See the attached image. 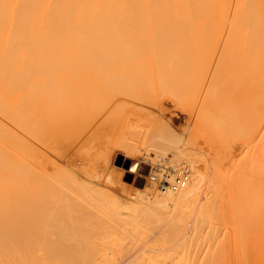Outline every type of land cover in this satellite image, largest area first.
Returning a JSON list of instances; mask_svg holds the SVG:
<instances>
[{
	"label": "bare ground",
	"instance_id": "bare-ground-1",
	"mask_svg": "<svg viewBox=\"0 0 264 264\" xmlns=\"http://www.w3.org/2000/svg\"><path fill=\"white\" fill-rule=\"evenodd\" d=\"M53 1V0H52ZM57 1H60V2H56V4H54V5H56V6H53V3L51 2V0H0V75H2V73L4 72V75L3 76H5V73L8 75V77H7V80H9L10 78H11V80H9V82H10V85H12L13 86V84H14V86L16 87V85H17V87H16V90H17V93L18 94H20L21 96H23V97H21L20 96V98H19V96H17V100H18V102H17V100H16V104L18 103V106H16L14 103H13V105H15V108H13V109H16V107H18V113H17V116H15L16 114L14 113V111H13V116H15L16 118L15 119H13L14 117H12V119L14 120L13 122L15 123H13L12 122V120L11 119H9V117H7V115L5 114V113H3L4 112V110L1 112L0 111V113H3L6 117H7V120H8V122L9 123H12V126H14L13 128H10V126L9 127H7V124H4L5 122H3L2 120L0 121V123H2L3 122V126H2V124H1V128L0 129H4V130H0L1 131V133H2V135H3V137L4 136H6L5 134L8 132V134H9V137L8 138H6V139H8L7 141H5V144H8L9 145V143H11V144H16L17 142H19L18 143V145L16 144V147L18 148V146L20 147L19 148V150H20V152L19 153H17V151H15V153H17V154H15V156H13L14 154H11L10 155V157L12 156V157H14L13 159H12V157L10 158L9 157V155H8V152H7V150L6 151H4V152H6L7 153V156H8V161L10 160V159H12L11 161H7V159H5L4 161H6L7 162V164H6V166L5 165H3L2 167H0L1 169H0V173L1 172H3L2 174H4V175H6L8 172V174H10V175H6L7 177H9L10 176V178L12 179V181H11V179L9 178V179H7V182H4L5 181V179L3 178L2 179V175L0 174V179H2V181L0 180V264H235V262H233V260L235 261L237 258L236 257H238L237 256V252L239 251L240 252V250L238 249V251H236V247H235V245L236 244H241V245H244L243 247H245V246H247L248 248V250H246L247 252L249 251V253H250V255H246L248 258H249V256H251L250 258H251V260L253 259L254 260V262H253V260H252V262L253 263H256L257 264V262H258V260H263L264 261V257H263V255L262 254H264V252L263 251H260V249L258 250V247H257V245H255V244H257L258 243V241L256 242V243H254L253 241H251L250 240V237H251V235H252V238L253 239H255V237H256V239L254 240V241H256V240H258L257 238H259L260 239V235H258L257 234V236H254V235H256L255 233H252L251 235H248V232H249V230H248V232H246L247 234H245L244 233V231H246V229H249V227L254 223V225H255V229H254V231H257L256 229H257V222L255 223L254 222V220L256 219L257 220V215L258 214H264V132L262 131L263 129H260L261 131H260V134H258L257 136H259V135H261V133H262V135H261V138H263L262 140L261 139H257V137L255 138V139H257V144H258V146H256L257 144H255V143H253L252 142V139H254V138H252V139H249V137H248V139L247 140H251V142L252 143H247L248 145L247 146H250V144L252 145H254V147L256 146V147H258V149H256L258 152H256L257 154L255 155V158L253 159L254 161H250L249 160V162H251L250 164H247V165H245L246 166V168L245 167H243V169L245 168L246 170V172H247V167H248V169H249V171L247 172V173H251V175L254 177H250V178H248L249 180L251 179V180H253V182L255 183V184H253V182L250 180H248L249 181V183L251 182L252 183V185H251V183H250V185L248 184V182H246L247 183V187L245 186V188L243 187L242 188V185L241 184H237V183H241L242 181H240V182H237L236 180L239 178V176H235V177H238L236 180H234V178H233V180H232V178H230V176H228L227 174H226V176L224 177V176H219V175H217L216 174V171L215 172H213V173H215V174H212L211 172H208V171H204V170H207V169H202L201 167H199L198 165H196L197 164V160L194 162V160L195 159H197V158H195V159H190L189 157V155H191V154H189L188 155V153L186 154L187 155V157H185V158H188V160H186V163H188L187 165V167H186V169H188V170H190V172L191 173H188V174H190L191 175V178H190V180H188L186 183H184V184H182L181 186H180V188L177 190V191H171V190H169V191H167V192H161L160 190L158 191L157 190V188L159 187L158 186V184H159V182H161V180L163 179V176H164V174H170V172L171 171H173L174 169H176V168H173V164H172V161H171V158L169 159V157H162L163 155H161V150L160 149H155V148H153V144H152V142L154 141V138L155 137H159L160 138V133L159 132H161L159 129L160 128H162V127H160L159 128V125L160 126H162L163 124L162 123H160L159 124V122H155V121H148V120H144V122L142 123L141 121H143V120H139L138 121V123H137V126L136 127H133L132 129L130 128V133H131V138L130 139H127V140H124V139H120L121 140V142H119V144L118 145H120V147H122V151H123V155L125 156V158L124 159H121V158H113V157H111V156H109L110 154L112 155V153H111V151H112V149L113 148H115V145H113V140L110 142V147H108V148H111L110 150H108V152H109V155H102V161H101V163H102V165H101V167H103V168H101L100 170H101V173L99 174L100 175V177H102V178H100L99 179V181L101 180V179H103V181H105L106 183H107V186H109V185H111V187H112V185H115V184H117V181H116V179H115V176H116V174L117 175H119V176H124V177H126L127 178V176H128V174H133L134 175V179L135 180H137V178L138 177H140V178H142V179H144V184H145V186H144V189H143V191L142 192H139V205L137 206V204H136V202H135V200H133L134 201V203L132 202V203H130L129 201V203L127 202V200L125 201V200H123L122 198H124V197H122L121 195H118V196H116V195H111L109 192V190H108V193L104 190V189H100L99 190V188H100V186H96L97 187V192L96 193H98L97 195H95V197H93V195H92V198H87L86 199V197H85V199H83V200H78V199H80V197H82V194H81V192H80V194H79V192H78V194L80 195H76V191H78V190H76L74 193H73V191H74V189H72L71 187H73L72 185H74L73 183L70 185V182H71V178H73L74 176H76V175H74L73 176V173L77 170L79 173H78V175L81 173L82 175H84L83 173H85V172H83L81 169V171H79V168H82L83 170H84V166H76V163L74 162V164L72 163L71 164V166L72 165H74L73 167H71L70 169H69V171L71 170V169H75L76 167V170L75 171H73V173H71L70 175H69V173L71 172H68L67 174H68V177L69 176H71V178H67V176L65 177V178H67V179H69V184H68V186H65V185H67V184H65L64 183V170L62 169V167L60 166V167H58V165H53V167L51 166L52 164H50V169H48L49 168V165L47 166V164L45 165L46 167H44V168H41L42 170L40 171V169H39V171H40V177L38 176V178H39V183L36 181H34L35 182V184H32L30 187H28V185L30 184V182H29V184L27 183L28 181H22L21 183H23L22 185L21 184H19L18 185V182H17V184L15 183L14 184V181H16L15 179H17V178H15V176L13 177V176H11V173H13L12 175H16L17 174V172H16V170H17V168H18V166H21V167H25L24 168V170L26 171H28V165H29V163L28 164H26V165H23V163L25 162L26 163V161L27 160H29L30 161V164H33V163H35V162H33V160H31V158L30 159H28L29 157H32V156H30V155H32L33 154V157H32V159L33 158H35L36 157V155H34L35 154V152H34V150L35 149H37V148H35V146H34V142L33 143H30V141L28 140V143H30V144H33L32 146L30 145V144H27V139L26 138H28V137H35V129H37V128H35L34 127V124H36V122H34V124H33V109H34V111H36L35 110V108L37 107H39L38 106V97L36 96V92H38V91H36V89H35V84L36 85H38L39 83L37 82V81H34V79H33V76L34 75H32L33 74V72L32 71H34V70H31L32 69V66L30 67L28 64H30V62L32 61L31 60V58L33 57V49L34 48H32V42H34L33 40L35 39V37H34V35L36 36V34L37 33H39V32H37L36 34L34 33V31L35 30H33L32 28H36L37 27V29H39L40 27H39V24H37L38 22H39V20L42 22L40 25H42V26H44V23H45V21H42V20H45L43 17V15H45V14H47L48 13V11H50L49 12V17L48 18H53V16H59L60 14H64V18H63V16H59V18L61 17V20H62V18H63V20L62 21H66V19L67 20H69V18H70V16L69 17H65V15L67 14V10H73V8L71 9V7H75V6H70L69 7V5L72 3L73 5H76V2L77 1H75V3H74V1L72 0V2H71V0H67V1H69V2H71V3H68V2H66L65 0V2L66 3H68L67 5V10H66V8H64L63 7V3H65V2H61V0H57ZM85 2H87V0H84ZM91 2H94L93 0H90ZM90 1H88L89 2V4H88V2H87V4L88 5H86V10H92L93 8L95 9L98 5L97 4H99V2H101L102 1V3H100V7L101 8H103V9H101L99 6V9L103 12L104 10H106V8L107 7H105L104 8V6H106V3L108 2L109 3V5H110V0H108V1H104V0H98L97 2L95 1L94 3H93V7H92V9H91V2ZM115 1V0H114ZM113 0H112V3L114 2ZM116 1H118V0H116ZM134 1V0H133ZM133 1H131L130 0V2H132V3H130L128 0L126 1H124V0H121V1H119V2H116L118 5H120L119 7V9H121L122 10V8H123V6H125V3L127 4L126 5V8L124 9L125 11H126V13L128 14V13H130L129 15H127L126 13H125V11L124 10H122V15H121V13H119L121 10H119L118 11V8L117 7H115L117 4L115 3V5H114V3L112 4L111 3V6H109L108 5V3H107V5H108V11L109 12H106L107 13V15L103 18V16L106 14H102V12H100V10H98L97 12H99V16L100 15H102L101 17H98V15H97V12H96V14H95V11H94V9L91 11V13L90 12H87L86 11V13H89L88 15V17H92L93 19H95V20H99L100 18H101V21H103L104 19L105 20H108L109 18V16L111 15L110 14V12L112 13V14H116V12H117V14L119 13V15L120 16H118V17H120V18H123V19H120V20H118V21H124V19H125V21L124 22H130L131 20H132V17L134 18L133 19V21H135V19H136V21L137 20H139V19H137V17H144L143 15H145V16H148L147 14V12H150V10H152V9H157V7L156 6H158V8L159 9H157L156 11H158V10H162V8L161 7H163L162 6V3L164 4L165 3V5H164V7L166 6V7H168L167 6V4H169L167 1L168 0H164V1H162V3H159V1H161V0H155V3L153 2V4H155V7H153V5H152V8L151 9H148L147 7H149L150 5H151V2L149 3L150 5H147L146 4V2L147 1H144L143 2V4H142V0H135L134 2ZM136 1H140L139 3L141 4H139V6L138 5H136V6H138V7H136V6H134V7H136L137 9L140 7V6H142V5H144L142 8H144L145 7V5H146V8H144L146 11H144V12H142V10H144V9H142V8H139V10L141 11L140 12V14H139V10L138 11H136V8H133V5H134V3L136 2ZM158 3H157V2ZM172 1V0H171ZM170 0H169V2L171 3V7H172V3H173V1H175V0H173L172 2H171ZM185 0H183V3L182 2H180V1H178V2H180V5L178 4V2H175L174 4H175V6L177 7V4H178V9H179V7H181V11L183 10L182 9V7L184 8L185 6H187L186 5V3H188V0H186L185 2H184ZM55 2V1H54ZM84 3L85 4V2H83L82 0H79V2H77L78 4L79 3ZM104 2V3H103ZM120 2H121V4H120ZM122 2H124V3H122ZM166 2H167V4H166ZM65 3V4H66ZM95 3H97L96 5H95ZM128 3H129V5H128ZM136 3H138V2H136ZM161 4V7H159L160 5H157V4ZM184 3H185V6H184ZM84 4H83V7H84ZM174 4H173V7L171 8V7H168L169 9H173L172 10V17L171 18H173L174 16H173V12H175L176 11V8H175V6H174ZM102 5V6H101ZM114 5V6H113ZM122 5V6H121ZM170 5V4H169ZM189 6H187V8L185 7L184 8V12L182 11L181 12V15L182 16H179V17H181V19L183 20V16H186L185 18H187V17H189V15H190V17H192L193 16V14H195V16H193L192 18H190L192 21L190 22V24H192V22H193V18H194V20H195V18H196V16L198 15V23H201L202 24V21H200L199 22V20H201V18L203 19V17H199V16H202L204 13H202V15H199V13H200V11L199 10H201V12L203 11H206L205 12V14H204V16L205 15H207L208 16V14L207 13H209V16L208 17H206L205 16V18H208L207 20V22H206V20H205V18H204V20H203V22L205 23H208V27H209V29L210 28H214V30H213V32H210V33H212L213 35H214V31H215V29L216 30H218V28H221L222 29V32L219 30V32H218V34L219 35H217L216 33V35H215V39L214 38H212V36H210V38L212 39L211 41L213 42V40L215 41V42H217V46H218V44L219 43H221V44H223L222 46H219V47H221V49L222 50H220L219 52V55H221V57H224L225 58V60L226 59H229L230 61H232V60H238L239 62L238 63H240V65L242 64V63H246V66L247 67H249L250 66V64L253 66V67H251L250 69L252 70V73H253V69L252 68H254L255 69V74L254 75H252L251 73H250V75H252L251 77H253V76H255L253 79L251 78L250 80H247V81H244V82H247V84L246 83H242L241 84V81H243V80H246L247 78H248V76L246 77V74H248L249 73V71L248 72H246V74H245V76H243L242 75V73H245V71H246V69H245V71H243L244 70V68H242V70L241 71H243L242 73H241V71H240V73H241V76L239 77V75H238V73H236L237 75H238V77H235L234 75L233 76H230L231 74H232V72H234V71H231V74L229 75V77L227 76V77H221L222 76V72H223V69H224V72H225V69H226V71H227V68L228 67H226V68H223V69H218L219 71H222V72H220V75H218L219 74V72H218V74L216 73L215 74V71L213 72L212 71V73L211 74H209L208 76H212V74L214 73L215 75L214 76H216L215 78H217V76H219V81L221 80V81H223L222 83H221V81H220V84L219 85H221V84H223L224 85V81H225V79L224 80H222V78H228V83L227 82H225V84L227 85V84H229V86L232 84V80L230 79V78H232V77H234V78H237V80L238 79H240L241 80V78H242V76H243V78H242V80L239 82V80L238 81H236V79H235V81H233V82H235V84H236V82H239L241 85H242V87L244 88H247V86L249 85V84H251V82L252 83H254V79H256V78H258L259 80L258 81H256V82H258V85L256 84V89H255V86H254V89L255 90H257V91H255V94L257 93V95H258V97H259V100L257 101V102H255L256 100H255V98L257 99L258 97H257V95H256V97H254L253 98V100H254V104H256L255 105V107L258 109V114L259 115H257V116H259L260 117V110H262V111H264L263 109H264V96H262V95H264V93L262 92V95L261 96H259L260 95V92L261 91H264V0H192V2H190V0H189V4H188ZM52 6V7H51ZM65 6V5H64ZM79 7L81 6V4H79L78 5ZM113 6V7H112ZM128 6V7H127ZM53 7H55L56 9L58 8V7H62L61 9L62 10H64L65 9V12L63 11V12H61L62 10H57L59 13H58V15H53L52 14V10H50V9H52ZM78 7V10L79 9H83V7L81 6L80 8ZM88 7V8H87ZM98 7H97V9H98ZM151 7V6H150ZM165 7V8H166ZM68 8H70V9H68ZM90 8V9H89ZM132 8V9H131ZM161 8V9H160ZM167 8V9H168ZM190 8V9H189ZM56 9H54L53 8V10H56ZM84 9H85V7H84ZM111 9H112V11H111ZM117 9V10H116ZM127 9H130L129 11L127 10ZM135 9V10H134ZM142 9V10H141ZM168 9V10H169ZM177 9V10H178ZM187 9V10H186ZM192 9H194L193 11H192ZM75 10H76V8H75ZM76 11V18H78L79 19V17L81 16H83L84 14H82L83 13V11H81L80 10V12L79 11ZM96 10V9H95ZM113 10H115L116 12L115 13H113ZM132 10V11H131ZM134 10V11H133ZM147 10H149V11H147ZM167 10V11H168ZM175 10V11H174ZM180 10H178V11H180ZM190 12H189V11ZM197 10V11H196ZM37 11H39L40 13H39V15H40V18H38L37 19V17H36V14H35V12L37 13ZM132 13H131V12ZM153 11V10H152ZM155 11V10H154ZM153 11V12H154ZM163 11H164V8H163ZM162 11V12H163ZM165 11H166V9H165ZM169 11H171V10H169ZM195 11L196 12H199L198 14L197 13H195ZM105 12V11H104ZM137 13L138 15H140V16H138L137 15V17L135 18L134 16H136V14H134V13ZM152 12V13H153ZM160 12V11H159ZM189 13V15H188V13ZM53 13H56V11H54ZM69 13L70 14H72L73 13V11H72V13H71V11H69ZM68 13V14H69ZM80 13H81V15H80ZM84 13H85V11H84ZM93 13H94V15H97V16H95V17H97V18H95L94 17V15H93ZM109 13V14H108ZM141 13H143V15H141ZM164 13V12H163ZM178 13V12H177ZM187 13V15H185ZM191 13H193L192 15H191ZM69 14V15H70ZM74 14V15H73ZM72 14V16H75V13H73ZM78 14H79V16H78ZM91 14V15H90ZM117 14L116 15H114L115 17H117ZM123 14H124V16H123ZM126 14V15H125ZM133 14V15H132ZM165 14H166V12H165ZM176 13H174V15H175ZM180 13H178V15H179ZM197 14V15H196ZM86 16V18H87V15H85ZM85 16H83L82 18H85ZM112 16V15H111ZM110 16V18L112 19L114 16H112L111 17ZM121 16H123V17H121ZM132 16V17H131ZM149 16H150V13H149ZM153 16V15H152ZM152 16H150V17H152ZM160 16V15H159ZM167 16V15H166ZM39 17V16H38ZM117 17V18H118ZM125 17V18H124ZM126 17H127V19H129L130 21H128V20H126ZM140 17V18H141ZM150 17H149V19H147V21L149 22V20H151L150 19ZM157 17V16H156ZM164 17H165V15H164ZM178 17V16H177ZM179 17L176 19V16L174 17L175 18V21L177 20V22H181V21H178V20H181V19H179ZM45 18H46V25H47V27H50L51 26V24H53L54 22L52 21V19L50 20V19H48L47 18V16H45ZM58 17H57V19H58V21H57V23L59 22V19ZM66 18V19H65ZM82 18H80V19H82ZM131 18V19H130ZM145 19L147 18V17H144ZM144 18H142V20L144 19ZM153 18H154V16H153ZM173 18V19H174ZM184 18V20L183 21H186V19ZM47 19L49 20L48 22H47ZM56 18L54 17L53 18V20L54 21H56L55 20ZM65 19V20H64ZM75 19V18H74ZM74 19H73V21H74ZM76 20V21H79V20ZM93 19H90V20H93ZM115 19V18H114ZM119 19V18H118ZM144 19V21H146ZM162 19V18H161ZM172 19V20H173ZM188 19V18H187ZM35 20H37V21H35ZM60 20V21H61ZM70 20H72L71 18H70ZM70 20H69V22L68 23H70ZM117 20V19H116ZM141 20V19H140ZM139 20V21H140ZM157 20V19H156ZM159 21V20H158ZM44 22V23H43ZM52 22V23H51ZM142 22V21H141ZM153 22V21H152ZM156 22V21H155ZM173 22V21H172ZM171 22V23H172ZM189 22V21H188ZM34 23H36V27H33L34 26ZM40 23V22H39ZM51 23V24H50ZM56 23V22H55ZM56 23V24H57ZM130 23H132V22H130ZM135 23V22H134ZM171 23H169V24H171ZM176 23V22H175ZM183 23V22H182ZM187 23V22H186ZM195 24H196V21L194 22ZM197 23V24H198ZM203 23V24H204ZM143 24V23H142ZM141 24V25H142ZM145 24H147V22L145 23ZM177 24V23H176ZM125 25H127V23H125ZM159 25V24H158ZM158 25H157V27H158ZM173 25L174 26H176L174 23H173ZM180 25V23L179 24H177V26H178V28L180 27L181 29L183 28V25H182V27H181V25ZM185 26V28L189 25H186V24H184ZM200 25V24H199ZM204 25H206V24H204ZM53 26V25H52ZM128 26V25H127ZM135 26V25H134ZM148 26H149V24H148ZM163 26H165V25H163ZM202 26V25H201ZM200 26V28H199V30L201 31V27ZM39 27V28H38ZM45 27V26H44ZM129 27V26H128ZM127 27V28H128ZM137 27V26H136ZM189 27V26H188ZM199 27V26H198ZM198 27H194V28H196V31H198L197 29H198ZM205 27V26H204ZM191 28V27H190ZM36 29V30H37ZM41 29H43V27L41 28ZM129 29V28H128ZM155 29V28H154ZM175 29L177 30V28L175 27ZM208 29V28H207ZM223 29H224V31H223ZM33 30V31H32ZM40 30V29H39ZM137 30V29H136ZM167 30V29H166ZM176 30H174V27H173V30L172 31H170L171 33H173L174 31H176ZM184 30V29H183ZM193 30V29H192ZM191 30V31H192ZM212 30V29H211ZM146 31V30H145ZM151 31V30H150ZM149 31V32H150ZM157 31V30H156ZM155 31V32H156ZM188 31V30H187ZM195 31V32H196ZM148 32V31H147ZM148 32V33H149ZM155 32L154 33H152V31H151V33L152 34H155ZM178 32H179V30H178ZM182 32V31H181ZM195 32H193V33H195ZM207 32V31H206ZM34 33V34H33ZM42 33V32H41ZM47 33V32H46ZM147 33V34H148ZM177 33V32H176ZM175 33V34H176ZM186 33V30H184V34ZM200 33H202V32H200ZM48 34V33H47ZM77 34V33H76ZM79 34V33H78ZM133 34V33H132ZM131 34V35H132ZM169 34L170 33H167V35L169 36ZM179 34V33H178ZM198 34H199V32H198ZM197 34V35H198ZM204 34V33H203ZM39 35V34H38ZM42 35V34H41ZM40 35V36H41ZM44 35H46L45 33H43V35L42 36H44ZM73 35V34H72ZM82 34H80V35H78L79 37L81 36ZM85 35V34H84ZM125 35V34H124ZM134 35H136V34H134ZM138 35H139V33H138ZM140 35H143L142 33H140ZM177 35V34H176ZM176 35H174V36H176ZM183 34H181L180 36H182ZM187 35V34H186ZM186 35H185V37H183V38H185V42H186V44L188 43V42H191L192 41V39L190 38V37H188V39L190 38L191 40H189L188 42L186 41L187 39H186ZM190 35V34H189ZM192 35H194V34H192ZM201 35V34H200ZM205 35H206V33H205ZM205 35H203V36H205ZM209 35H211V34H209ZM74 36H75V34H74ZM77 36V35H76ZM130 36V35H129ZM154 36V35H153ZM173 36V35H172ZM195 36V35H194ZM194 36H193V39H195L194 38ZM203 36H201V37H203ZM221 37V38H223L221 41L223 42H219V40L221 39V38H219V37ZM73 37V36H72ZM78 37V38H79ZM132 37V36H131ZM142 37V36H141ZM144 37V36H143ZM149 37V36H148ZM155 37V36H154ZM153 37V38H154ZM160 37V36H159ZM158 37V38H159ZM167 37V36H166ZM171 37V36H170ZM169 37V38H170ZM216 37L217 38H219V39H216ZM42 39H44L45 37H41ZM67 38V37H66ZM82 38H83V36H82ZM86 38V37H85ZM121 37H119V39H120ZM123 38V37H122ZM145 38V37H144ZM149 38H152V37H149ZM168 38V37H167ZM177 38H178V36H177ZM177 38H175V39H177ZM182 38V42L184 41V39ZM206 38H209V37H206ZM74 39V38H73ZM87 39V38H86ZM141 39V38H140ZM161 39H163V38H161ZM166 39V38H165ZM174 39V38H173ZM172 39V40H173ZM174 39V40H175ZM200 39V38H199ZM198 39V41H200ZM46 40V39H45ZM75 40H79V39H75ZM129 40V39H128ZM167 40V39H166ZM174 40L172 41V42H174ZM197 40V39H196ZM130 41V40H129ZM150 41V40H149ZM210 41V39H209V42H211ZM140 42H141V40H140ZM185 42H183V43H185ZM195 42V41H194ZM194 42H192V43H194ZM197 42V41H196ZM195 42V43H196ZM209 42H208V44H209ZM215 42H213L214 44H215ZM153 43V42H152ZM158 43V42H157ZM178 43V42H177ZM179 43H181V41L179 42ZM178 43V44H179ZM198 43V42H197ZM196 43V44H197ZM204 43H205V41H204ZM191 44V43H190ZM196 44H195V46H196ZM167 45V44H166ZM172 45V47H174V45H175V42H174V45H173V43L171 44ZM180 45H182V44H180ZM198 45H200L199 43H198ZM197 45V46H198ZM201 45H202V43H201ZM207 45V44H206ZM206 45H204L203 44V47L205 46L206 47ZM216 45V44H215ZM214 45V46H215ZM138 46V45H137ZM160 46V45H159ZM168 46V45H167ZM177 46V45H176ZM185 46H187V45H185ZM189 46H193V45H189ZM188 46V47H189ZM210 46H211V44L209 45V49H211L210 48ZM166 47V46H165ZM169 47V46H168ZM179 47H181L182 48V50H183V47L182 46H178V50H179ZM202 47V46H201ZM203 47L201 48V49H203ZM214 49L216 48V47H213ZM167 49V48H166ZM170 49L172 50V48L170 47ZM190 49V48H189ZM169 50V49H168ZM178 50L176 49V51L178 52ZM186 51H187V49H185ZM194 50V49H193ZM197 50V49H196ZM204 50V49H203ZM203 50H201L202 52H203ZM181 51V50H180ZM184 51V50H183ZM190 51H191V49H190ZM189 51V53L191 54V52ZM200 51V47H199V49H198V52L196 53V54H198V53H200L199 52ZM205 51V50H204ZM208 51V50H207ZM210 51V50H209ZM214 51V50H213ZM164 52V51H163ZM167 52V51H166ZM216 52V51H215ZM161 53V52H160ZM169 53V52H168ZM171 53V52H170ZM188 53V54H189ZM192 53H193V51H192ZM213 53V52H212ZM211 53V54H212ZM181 54H183L182 52H180V55ZM190 54H189V56H190ZM200 54H202V53H200ZM199 54V55H200ZM205 53H203V55H204ZM210 54V55H211ZM217 54H218V51H217ZM216 54V55H217ZM161 55V54H160ZM178 55V54H177ZM180 55H179V57H180ZM185 55V54H184ZM193 55L194 54H192V58H193ZM203 55H201V56H203ZM206 55V54H205ZM76 56H78V55H76ZM76 56H75V59H76ZM188 56V57H189ZM195 56V55H194ZM197 56V55H196ZM195 56V62H196V60L199 58V57H196ZM200 56V58H202ZM209 56V55H208ZM215 56V55H214ZM179 57H177L178 59L177 60H179L180 58ZM207 57V56H206ZM211 57V56H210ZM216 57V56H215ZM218 57V56H217ZM220 57V58H221ZM78 58V57H77ZM87 58V57H86ZM172 58V57H171ZM171 58H170V60H171ZM186 58V57H185ZM185 58L183 59V60H185ZM204 58H205V56H203V58L201 59V60H204ZM207 58H209V57H207ZM159 59V58H158ZM182 59V58H181ZM180 59V61L182 62V60ZM217 59V58H216ZM219 59V58H218ZM217 59V60H218ZM222 59V58H221ZM220 59V60H221ZM78 60V59H77ZM83 60H85V58L83 59ZM88 60V59H87ZM169 60V59H168ZM199 60L200 59H198L197 60V62L199 63ZM200 60V61H201ZM220 60H219V62H220ZM223 60V59H222ZM225 60H223V61H225ZM228 60V62H230ZM25 61H26V63H25ZM186 61V60H185ZM185 61H183V63L185 62ZM189 61V60H188ZM213 61H215V60H213ZM163 62V61H162ZM167 62V61H166ZM165 62V63H166ZM179 62V61H178ZM190 62V61H189ZM195 62L193 63V61H192V63L195 65ZM202 62V61H201ZM211 61H209V63H210ZM219 62L217 63V61H216V63H217V65L219 64ZM228 62H226V63H228ZM174 63V62H173ZM183 63H180V64H182L183 65ZM186 63H188V62H186ZM198 63H196V65H199ZM209 63H208V65H209ZM213 63H215V62H213ZM212 63V64H213ZM221 63H222V61H221ZM225 63V62H224ZM244 63V64H245ZM20 64L22 65L21 67H23V69H22V71H24L25 72V70H26V72H27V69L29 70V67H30V72H29V74L31 73V75H28V73L26 74V72L24 73V72H20L22 75H18L17 76V74H16V72L17 73H19V71L21 70V67H20ZM24 64V65H23ZM167 64V63H166ZM180 64L179 65H177L176 67H178V66H180ZM185 64V63H184ZM193 64H192V67H193V69H194V67L195 66H193ZM204 64H205V62H204ZM211 64V63H210ZM229 64V63H228ZM231 64V63H230ZM229 64V65H230ZM236 64V62L234 63V64H231V65H235ZM174 65V64H173ZM201 65H202V63H201ZM223 65V64H222ZM221 65V66H222ZM163 66V65H162ZM184 66V65H183ZM212 66H215L214 64L212 65ZM221 66H219V67H221ZM226 66V65H225ZM224 66V67H225ZM236 67H238L239 69H241V66H243V64L239 67V66H237V65H235ZM234 66V67H235ZM25 67V68H24ZM173 67H175V66H173ZM191 67V65H190V67L189 68H192ZM197 67H199V66H196V68ZM202 67V66H201ZM204 67V66H203ZM202 67V68H203ZM209 67V66H208ZM223 67V66H222ZM233 67V66H232ZM232 67H230L229 66V68L231 69ZM235 67V68H236ZM34 68V67H33ZM179 69H177L176 68V70H178V72L179 71H181L180 70V68L181 67H178ZM205 68L207 69V67H206V64H205ZM228 68V69H229ZM234 68V69H235ZM184 69V68H183ZM185 69L187 70L188 69V64H187V68H186V66H185ZM217 69L215 68L214 70H216L217 71ZM237 69V68H236ZM239 69L237 70V71H239ZM249 69V68H248ZM3 70H6V71H3ZM191 70V69H190ZM190 70H188V71H190ZM200 70V69H199ZM212 70H213V68H212ZM233 70V69H232ZM86 71V70H85ZM183 71V70H182ZM182 71H181V73H182ZM194 71H195V69H194ZM205 71V70H204ZM208 71V70H207ZM237 71H235V72H237ZM257 71V72H256ZM8 72H9V74H8ZM171 72H173V69H172V71ZM178 72H175L176 74L178 73ZM185 72H187V71H185ZM184 72V73H185ZM191 72H193V71H191ZM196 72H197V74L199 73V71L197 70V71H195V74H196ZM211 72V71H210ZM223 72V73H224ZM228 72V71H227ZM234 72V73H235ZM11 73L13 74L14 73V76H12V77H10L9 75H11ZM19 73V74H20ZM174 73V72H173ZM180 72H179V74H181ZM204 73V72H203ZM202 73V70H201V74H203ZM233 73V74H234ZM257 73H258V75H257ZM15 74H16V77H15ZM41 74V73H40ZM164 74V73H163ZM168 73H166L165 75H167ZM170 74V73H169ZM169 74H168V76H166V77H168L169 78ZM179 74H178V76H179ZM186 74V73H185ZM189 74H190V72H189ZM206 74V73H205ZM204 74V75H205ZM25 75V76H24ZM42 75V74H41ZM92 75V74H91ZM165 75H163V77L165 76ZM181 75H183V73L181 74ZM199 75V74H198ZM198 75H197V77H195V78H193V79H195V80H197V81H199V80H201L200 79V77H201V75H200V77H198ZM203 75V76H204ZM207 75V74H206ZM225 75H227L226 74V72H225ZM224 75V76H225ZM236 75V76H237ZM2 76V77H3ZM21 76V77H20ZM23 76V77H22ZM80 76V75H79ZM191 76V75H190ZM202 76V77H203ZM207 76V77H208ZM257 76V77H256ZM259 76V77H258ZM2 77L0 78V79H2ZM14 77V78H13ZM17 77H20L21 78V80H20V82H19V78L18 79H16ZM54 77V76H53ZM70 77V76H69ZM89 77V76H88ZM174 77V76H173ZM177 77V76H176ZM188 77V76H187ZM244 77L246 78V79H244ZM4 78V77H3ZM40 78V77H39ZM81 78V77H80ZM171 78H172V76H171ZM170 78V79H171ZM181 78V77H180ZM184 78V77H183ZM197 78H199V80L197 79ZM206 78V77H205ZM215 78L214 77H211V79L209 78H207L206 80L207 81H204L205 82V84H206V82H208V81H210V83L208 84L209 86H203L204 87V89L202 88V85H203V82L202 83H199L198 84V86H197V89H198V87H199V89L200 88H202V90H203V92H205L204 90L206 89L207 90V92H210V93H208V95H206L207 93H205V98L208 100L209 99V95L210 94H212L211 96H213L214 95V92L216 93V91H217V89L219 90V91H217V95H218V93L220 94V92H221V94H222V96L221 95H218V96H220V97H224L223 96V93L225 94V92L227 91V88L229 89L230 87H226L225 85L224 86H222L221 85V87H224L225 89H222V90H226L225 92H223L222 90H220L219 88H220V86H218V80L216 81V82H214L215 81ZM233 78V79H234ZM12 79H14L13 80V82H12ZM91 79V78H90ZM185 79V78H184ZM203 79H204V77H203ZM16 80H18V81H16ZM68 80V79H67ZM84 80V79H83ZM109 80V79H108ZM176 80V79H175ZM181 80H182V78H181ZM231 80V81H230ZM254 80V81H253ZM257 80V79H256ZM71 81V80H70ZM73 81V80H72ZM71 81V82H72ZM75 81V80H74ZM194 81V80H193ZM227 81V80H226ZM251 81V82H250ZM6 83H7V81H5ZM4 82V80H3V83H1V84H4L5 83ZM36 82V83H35ZM50 81H48V83H49ZM77 82V81H76ZM90 84H91V82L90 81H88ZM178 82H179V80H178ZM229 82H231V84L229 83ZM15 83H17V84H15ZM38 83V84H37ZM75 83V82H74ZM177 83V82H176ZM195 83H196V81H195ZM239 83H237V84H239ZM249 83V84H248ZM1 84H0V86H1ZM9 84V83H8ZM41 84V83H40ZM64 84V83H63ZM96 84H97V82H96ZM179 84V83H178ZM192 84V83H191ZM202 84V85H201ZM206 84V85H207ZM236 84V86H239V85H237ZM247 85V86H245V85ZM6 85V84H5ZM80 85V84H79ZM195 85V84H194ZM199 85H201V86H199ZM254 85H255V83H254ZM7 86V85H6ZM12 86L10 87V86H8V88L9 89H12ZM14 86H13V88H14ZM42 86V85H41ZM48 86L49 85H47V88H48ZM66 86V85H65ZM178 86V85H177ZM180 86H181V83H180ZM217 86L219 87V88H217ZM231 86H233V84L231 85ZM257 86L259 87V88H263V89H261L260 90V92H258L259 91V89H257ZM38 87V86H37ZM74 87H75V85H74ZM77 87V86H76ZM190 87V86H189ZM207 87H209V88H207ZM235 87V86H234ZM233 87V88H234ZM242 87L241 86H239V89L240 90H242L243 91V89H242ZM251 87H253V85L251 84ZM249 88L248 87V89H251V93H252V90H253V88ZM63 88V87H62ZM179 88V87H178ZM183 88V87H182ZM191 88V87H190ZM190 88H188V89H190ZM192 88H195V87H192ZM232 88V89H233ZM1 89H3V86H2V88ZM41 89V88H40ZM59 89V88H58ZM208 89H209V91H208ZM231 89V88H230ZM236 89H238V87H236L235 89H233V91H235V93L236 92H238L239 91V89L236 91ZM5 90H6V88H5ZM107 90V89H106ZM2 91V90H1ZM0 91V92H1ZM6 91H8V89L6 90ZM6 91H5V93H6ZM11 91V90H10ZM12 91H14L15 92V90L14 89H12ZM36 91V92H35ZM49 91V90H48ZM48 91H46V92H48ZM190 91V90H189ZM191 91H192V89H191ZM198 91V90H197ZM200 91V90H199ZM233 91H231V92H233ZM242 91H239L238 93H237V96H239V98H241V97H243V96H245L246 95V93L248 92H245V89H244V91H243V93H245V95H243L242 94ZM250 91V90H249ZM9 92V91H8ZM54 92V91H53ZM213 92V93H212ZM223 92V93H222ZM241 92V94H239ZM24 93H26V94H30V96H31V99L30 98H28L26 95V97L28 98V101H25L24 99L26 98L25 96H24ZM39 93V92H38ZM235 93L232 95V97H233V99L235 98L234 97V95H235ZM251 93H248V96H249V94H251ZM254 93V92H253ZM252 93V94H253ZM1 94V93H0ZM14 94H16V93H14ZM57 94H58V92H57ZM196 94V93H195ZM204 94V93H203ZM202 94V95H203ZM215 94V95H216ZM228 94V93H227ZM227 94H226V96H227ZM232 94V93H231ZM5 95V94H4ZM10 95H12V94H10ZM38 95V94H37ZM240 95H243V96H240ZM9 96V95H8ZM29 96V97H30ZM44 96V95H43ZM207 96H208V98H207ZM211 96H210V98H211ZM218 96H216V97H218ZM225 96V97H226ZM236 96V95H235ZM254 95H252V97H253ZM15 97V96H14ZM25 97V98H24ZM40 97L42 98V95H40ZM53 97V96H52ZM203 97H204V95H203ZM214 98H215V96H213ZM213 97H212V99H213ZM250 97V96H249ZM248 97V98H249ZM10 98V97H9ZM24 98V99H23ZM40 98V100H42L41 101V105H43L44 104V97L41 99ZM196 98V97H195ZM227 98V97H226ZM247 98V97H246ZM261 98H263L262 100H261ZM205 99V100H206ZM218 100H220V99H222V98H217ZM225 99V98H224ZM227 99H229V98H227ZM230 99H231V97H230ZM229 99V100H230ZM233 99H231V100H233ZM238 99V98H237ZM242 99V98H241ZM241 99H239L238 101L236 100H234V102L236 103H238L239 101H241ZM244 99H245V97H244ZM252 99V98H251ZM14 100V101H15ZM47 100V99H46ZM49 100V99H48ZM204 100V99H203ZM204 100V101H205ZM216 100V99H215ZM214 100V101H215ZM223 100V99H222ZM229 100H227V101H224L225 103H224V105L225 104H227L228 103V101ZM247 100V99H246ZM249 100V99H248ZM247 100V102H249ZM3 101H5V100H3ZM55 101H56V99H55ZM209 101V104L210 103H213L212 101L213 100H211V102H210V99L208 100ZM217 101V100H216ZM216 101L214 102V103H216ZM243 101V100H242ZM241 101V102H242ZM251 101V100H250ZM8 102H10V100L8 101ZM25 102H28V104L29 105H27L28 107H25ZM40 102V101H39ZM43 102V103H42ZM206 102V101H205ZM218 102V101H217ZM221 102V101H220ZM227 102V103H226ZM230 102V101H229ZM232 102V101H231ZM230 102V103H231ZM252 102V101H251ZM259 102V103H258ZM6 103V102H5ZM56 104H57V102H55ZM110 103V101H108L107 100V102H106V104H109ZM204 105H203V104ZM201 104L204 106V108H205V104L206 103H204V102H202ZM219 103V102H218ZM218 103H216V104H218ZM230 103H228L227 104V106L230 104ZM240 103V102H239ZM243 103V102H242ZM246 102L244 101V104H245ZM3 104V103H2ZM10 104V103H9ZM47 104V103H46ZM50 104V103H49ZM105 104V105H106ZM208 104V103H207ZM250 104H253V103H250ZM4 105V104H3ZM2 105V106H3ZM212 106H215L216 107V105H213V104H211ZM223 105V104H222ZM222 105H218V106H222ZM239 106H240V104H238ZM1 106V105H0ZM2 106H1V109H2ZM244 105L242 104V106H240V107H243ZM247 106V105H246ZM245 106V107H246ZM258 106V107H257ZM6 108H7V105L5 106ZM10 107V106H9ZM12 107V106H11ZM43 107V106H42ZM42 107H41V109H42ZM226 107V106H225ZM234 107H235V104H234ZM236 107H237V105H236ZM36 108V109H37ZM45 108H46V106H45ZM44 108V109H45ZM209 108H211V107H209ZM217 108V107H216ZM221 108H224L223 106L221 107ZM238 108V107H237ZM252 108V107H251ZM11 109V108H10ZM39 109V108H38ZM49 109V108H48ZM212 109H214L213 107H212ZM226 109H229V108H226ZM238 109H240V108H238ZM243 109H246V108H243ZM247 109H249V107L247 108ZM257 109L255 110L254 108L252 109V110H254V112L255 111H257ZM215 110H217V109H215ZM220 110V109H219ZM251 110V109H250ZM251 110V111H252ZM6 111H7V109H6ZM5 111V112H6ZM224 111H225V109H224ZM223 111V109H222V112H224ZM235 111H237V110H235ZM249 111V110H248ZM261 111V113H264V112H262ZM8 112V111H7ZM15 112H16V110H15ZM38 111H36L35 113H37ZM45 112V111H44ZM201 112V111H200ZM222 112H219V115H221L220 113H222ZM239 112V111H238ZM238 112L237 113H235V115L236 114H238ZM9 113V112H8ZM7 113V114H8ZM127 113V112H126ZM215 113V112H214ZM218 113V112H217ZM242 113V112H241ZM243 113H244V111H243ZM241 114V117H242V115H245V117H247L246 116V113L245 114ZM11 114V113H10ZM10 114H8V115H10ZM38 114V113H37ZM209 114V113H208ZM251 114H253L252 112H251ZM251 114H250V112L248 113V115H250L251 116ZM116 115H117V113L114 115L115 116V118H116ZM120 115H122V114H120ZM214 115V114H213ZM227 115H229V114H227ZM231 115V114H230ZM5 116H3V115H1V117H3L4 119L6 118ZM33 116V117H32ZM35 116H36V114H35ZM113 116V117H114ZM118 116V115H117ZM124 116V115H123ZM237 116V115H236ZM239 116L240 115H238V118H239ZM250 116H249V118H250ZM253 117H255L256 116V114H254V115H252ZM252 116H251V118H252ZM256 116V117H257ZM262 117L264 116L263 114L261 115ZM46 117V116H45ZM122 117V116H121ZM120 117V118H121ZM130 117V116H129ZM216 117V116H215ZM255 117V118H256ZM33 118V119H32ZM38 118L39 117H35V119H36V121L38 120ZM219 118V117H218ZM264 118V117H263ZM263 118H261V120H263ZM0 119H2V118H0ZM28 119V120H27ZM32 119V120H31ZM116 119H118V118H116ZM140 119V118H139ZM222 119V118H221ZM223 119H225V120H228V119H226L225 117H223ZM237 119V118H236ZM240 119H242V118H240ZM259 119V118H258ZM11 120V121H10ZM40 120V119H39ZM38 120V121H39ZM120 120V121H119ZM224 120V121H225ZM30 121H31V123H30ZM114 121V120H113ZM230 121V120H229ZM229 121H227V122H229ZM244 121H245V118H244ZM249 121V120H248ZM248 121H245V122H247L248 123ZM251 121H254V119H251ZM28 122V124L26 125V123ZM120 122L122 123V121H121V119H118V120H116V122L115 123H113V135H112V133H110L111 134V136L112 137H117V136H115V134L118 132V128L119 127H121L122 125H119L120 124ZM161 122V121H160ZM226 122V123H227ZM232 122V121H231ZM244 122V123H245ZM258 122V121H257ZM251 123V122H250ZM262 123V122H261ZM263 123H264V121H263ZM123 124V123H122ZM162 124V125H161ZM235 124V123H234ZM239 124V123H238ZM252 124H253V122H252ZM258 124V123H257ZM6 125V126H5ZM171 125V124H170ZM205 125V124H204ZM237 125V124H236ZM246 125V126H245ZM245 125L244 124H242V126H244L245 128L247 127V124L245 123ZM258 125H260V123L258 124ZM167 126V125H166ZM203 126V125H202ZM252 126H254V124L252 125ZM257 126V125H256ZM264 126V125H263ZM3 127V128H2ZM5 127H7V128H5ZM38 127V126H37ZM124 127V126H123ZM168 127H169V125H168ZM9 128V129H8ZM216 128V127H215ZM215 128H213L214 130H213V132L214 131H216V129ZM221 128V127H220ZM248 128H250V129H252L251 127H248ZM255 128V127H254ZM128 129H129V127H128ZM167 129V128H166ZM210 129V128H209ZM242 129H243V127H242ZM242 129H240V130H242ZM7 130V131H6ZM122 128H121V131L119 132V133H123L122 132ZM162 130V129H161ZM165 130V129H164ZM173 130V129H172ZM219 130V129H218ZM225 130V129H224ZM244 130V129H243ZM253 130V129H252ZM259 130V129H258ZM5 131H6V133H5ZM44 131V130H43ZM111 131V132H112ZM220 131V130H219ZM246 131H247V128H246ZM246 131H240V133L242 132H244V133H247ZM255 131H257V129L255 130ZM251 132L253 135H255V133L256 132ZM36 132H39V131H36ZM197 132H198V130H197ZM224 132V131H223ZM237 132V131H236ZM249 133H250V131H248ZM3 133H5V134H3ZM41 133H42V131H41ZM41 133H37V134H41ZM163 133V132H162ZM190 133V132H189ZM241 133V134H242ZM250 133V134H251ZM118 134V133H117ZM158 134H159V136H158ZM162 135V134H161ZM245 135V134H244ZM243 135V136H244ZM248 135V134H247ZM37 136V135H36ZM203 136V135H202ZM246 136V135H245ZM251 136V135H250ZM263 136V137H262ZM1 137L2 136H0V139H1ZM7 137V136H6ZM12 137V139H15V141H13L12 139L10 140V138ZM14 137V138H13ZM26 137V138H25ZM38 137V136H37ZM43 137V136H42ZM111 137V138H112ZM120 137V136H119ZM165 136H163V138H164ZM171 137V136H170ZM253 137V136H252ZM260 137V136H259ZM108 138V137H107ZM178 138V137H177ZM182 138V137H181ZM242 138V137H241ZM4 139H5V137H4ZM5 139V140H6ZM115 139V138H114ZM118 139V138H117ZM117 139H115V140H117ZM172 139V138H171ZM240 139V138H239ZM3 140V139H2ZM2 140H0V141H2ZM109 140V139H108ZM111 140V139H110ZM153 140V141H152ZM244 140H246V139H244ZM246 140V142H248ZM258 140H260V142L258 143ZM8 141H10L9 143H7ZM13 143H12V142ZM118 141V140H117ZM156 141V140H155ZM168 141V140H167ZM169 141H171V140H169ZM173 141V140H172ZM187 141V140H186ZM15 142V143H14ZM162 142H165V145L167 144V142H166V140H164L163 139V141ZM174 142V141H173ZM250 142V141H249ZM3 142H1V144H2ZM106 143H108V141L106 142ZM105 143V144H106ZM170 143V142H169ZM172 143V142H171ZM176 143V142H175ZM186 143V142H185ZM239 143V142H238ZM242 143H244L243 141H242ZM4 144V145H5ZM24 144H26V145H28V146H26V145H24ZM117 144V143H116ZM174 144V143H173ZM187 144V143H186ZM245 144V143H244ZM37 145V144H36ZM168 146H171L170 144H167ZM238 145V144H237ZM243 145V144H242ZM11 146V145H10ZM23 146H26L25 148L27 149L28 147V152H31L30 153V155H29V157L27 156V155H25V152H27V150L23 147ZM114 146V147H113ZM182 146H184V144L182 145ZM189 146H191V145H189ZM236 146V145H235ZM245 146H246V144H245ZM247 146L246 147H244L245 148V152L246 151H248L249 149L247 148ZM13 147H15V146H13ZM15 147V150H17V148ZM32 147H34V148H32ZM106 147V146H105ZM113 147V148H112ZM178 147H179V145H178ZM177 147V145H176V148H173V149H177V150H179V148ZM185 147V146H184ZM183 147V148H184ZM240 147H242L241 145H240ZM251 147V146H250ZM255 147V148H256ZM43 148V147H42ZM161 148V147H160ZM166 148H167V146H166ZM182 148V147H181ZM180 148V149H181ZM183 148H182V150H183ZM244 148H242L243 150H244ZM246 148L248 149V150H246ZM6 148H4V150H5ZM9 150L11 149V148H8ZM116 149H119L118 147H116ZM161 149H163L164 150V148H161ZM167 149H170V148H167ZM198 149V148H197ZM197 149H196V151H197ZM232 149V148H231ZM8 150V151H9ZM12 150V149H11ZM18 150V151H19ZM103 150V149H102ZM120 150V149H119ZM160 150V151H159ZM172 150V149H171ZM192 150V149H191ZM239 150H241V149H239ZM238 150V151H239ZM14 151V150H13ZM12 151V152H13ZM35 151H37V150H35ZM43 151V150H42ZM113 151H115V150H113ZM112 151V152H113ZM165 151V150H164ZM163 151V152H164ZM167 151V150H166ZM169 151V150H168ZM195 151V152H196ZM236 151V150H235ZM253 151V150H252ZM4 152H2V150H0V156H1V153L3 154ZM12 152H9V154L10 153H12ZM39 152H41V150L39 151ZM108 152H106V153H108ZM175 152H176V155L175 156H177V154H178V156H179V154L182 152V151H174L173 150V154H175ZM184 152H186V147H185V149H184ZM183 152V153H184ZM194 152V151H193ZM243 152V151H242ZM254 152V151H253ZM42 153V152H41ZM40 153V158L43 160V155L44 154H41ZM45 153V152H44ZM102 153H104V152H102ZM105 153V154H106ZM116 153V152H115ZM119 153H120V151H119ZM165 153V152H164ZM191 153V152H190ZM200 153V152H199ZM244 153V152H243ZM242 153V154H243ZM248 153V152H247ZM18 154H19V157H18ZM38 154V153H37ZM95 154H99L98 153V151H97V153H95ZM121 154V153H120ZM150 154H153L152 156L150 155ZM185 154V153H184ZM195 156H196V154L195 153H193ZM193 154H192V156H193ZM250 154V153H249ZM16 155H17V157H16ZM23 155H25V156H27L28 158H27V160H26V158L24 159V162H21L22 163V165H21V163L20 162H18V163H16L17 161H18V159L20 160V159H22V157H23ZM56 155V154H55ZM131 155H134V156H131ZM182 154H180V156H181ZM200 155V154H199ZM203 155V154H202ZM245 155H247V154H245ZM3 156H5V153L2 155V157ZM46 156V155H45ZM113 156V155H112ZM123 156V157H124ZM189 156V157H188ZM229 156V155H228ZM2 157H1V159H2ZM15 157H16V162H14L13 160H15ZM38 157V156H37ZM55 157V156H54ZM182 157H183V155H182ZM203 157V156H202ZM241 157V156H240ZM5 158V157H4ZM39 158V157H38ZM45 158V157H44ZM97 158H98V156H97ZM100 158V157H99ZM235 158V157H234ZM243 158V157H242ZM1 159H0V161H1ZM40 159V160H41ZM49 159H50V157H47V160H48V162H49ZM61 159V158H60ZM64 159V158H63ZM96 159V158H95ZM94 159V160H95ZM101 159V158H100ZM198 159H200L199 158V156H198ZM232 159H233V157H232ZM245 159L246 158H244L243 160L245 161ZM37 160V159H36ZM206 160V159H205ZM204 160V161H205ZM211 160V159H210ZM224 160V159H223ZM222 160V161H223ZM238 160V159H237ZM28 161V162H29ZM33 163H32V162ZM235 161V160H234ZM244 161H243V163H244ZM246 161H248V159H246ZM245 161V162H246ZM5 162V163H6ZM12 162H14V164H17V166H16V168L15 169H13V170H15V173H14V171L12 170V171H9L8 170V163H10V165H12L13 163ZM43 163H45V162H47L46 160H45V162L44 161H42ZM98 162L99 161H97V162H95V163H97L98 164ZM143 162H147V163H149V165H150V168L149 169H147V171L144 173L143 172V169H144V167L145 166H143ZM185 162V161H184ZM183 162V163H184ZM238 162V161H237ZM3 163V162H2ZM20 163V164H19ZM24 163V164H25ZM52 163H53V160H52ZM63 163V162H62ZM61 163V164H62ZM213 163V162H212ZM215 163V162H214ZM214 163H213V165H214ZM4 164V163H3ZM40 164H42V163H40ZM53 164H55V162L53 163ZM65 164H68V161H67V163L65 162L63 165H65ZM82 164V163H81ZM91 164H92V166L94 165L93 164V162H91ZM185 164V163H184ZM227 164V163H226ZM34 165V164H33ZM96 165V164H95ZM99 165V164H98ZM122 165V167H120ZM124 165H126V166H124ZM167 165L169 166V167H167ZM183 165V164H182ZM181 165V166H182ZM186 165V164H185ZM207 165V164H206ZM242 165H244V164H242ZM29 166H31V165H29ZM35 166V165H34ZM68 166V165H67ZM207 166H209V165H207ZM207 166L205 167V168H207ZM216 166V165H215ZM6 167V168H5ZM13 167V166H12ZM12 167H9V169L11 168L12 169ZM15 167V166H14ZM18 168V170H19V176H20V169H22V168ZM33 167V166H32ZM39 167V166H38ZM43 167V166H42ZM56 167H58V168H56ZM66 167V166H65ZM69 167H70V165H69ZM68 167V168H69ZM84 167V168H83ZM94 167V166H93ZM95 167H97V166H95ZM213 167V166H212ZM212 167H210L212 170H213V168ZM28 168V169H27ZM52 168V169H51ZM87 168H88V166H87ZM86 168V169H87ZM91 168V167H90ZM204 168V167H203ZM215 168V167H214ZM232 167H230V169H231ZM241 168V167H240ZM239 168V169H240ZM5 170V171H1V170ZM34 169V168H33ZM58 169H62V171H63V173H61L60 172V170H58ZM229 169V168H228ZM242 169V168H241ZM17 170V171H18ZM50 170H52V171H50ZM58 170V171H57ZM88 170V169H87ZM93 169H90L89 170V172L91 171L92 172V174L94 175V173H96V172H94L93 173V171H92ZM99 170V171H100ZM233 170V169H232ZM236 170V169H235ZM234 170V171H235ZM25 171H24V174H25ZM31 171V170H30ZM66 171H68V169L67 170H65V172ZM96 171V170H95ZM165 171V172H164ZM231 171V170H230ZM239 171V170H238ZM244 171V172H245ZM23 172V169H22V171H21V173ZM32 173H33V171H31ZM88 172V171H87ZM86 172V173H87ZM91 172H90V174H91ZM77 172H75L74 174H76ZM99 173V172H98ZM230 173H232V171L230 172ZM237 174H238V172H236ZM29 174V173H28ZM66 174V175H67ZM81 174H80V176H81ZM90 174H89V178L90 177H92L91 178V180L94 178L93 177V175L91 174V176H90ZM3 175V177H5ZM23 175V174H22ZM27 175V174H26ZM30 175V174H29ZM85 175H86V177H85ZM84 176H83V178H80V177H78L81 181L83 180L84 181V177L85 178H87L88 177V173L87 174H85ZM224 175V174H223ZM233 175V174H232ZM242 175H244V173L242 172ZM18 176V175H17ZM16 176V177H17ZM55 176H57L56 178L58 179V177L60 178L59 180V182H58V187L60 188V191H57V189H59L58 187H57V189L55 188V189H53L54 188V186H51V184H52V182H54L53 181V179H54V177ZM94 176H96V175H94ZM98 176V175H97ZM96 176V177H97ZM227 176L229 177V179H227ZM234 176V175H233ZM241 176V175H240ZM248 176H250V174L249 175H247L246 176V179L245 180H247V177ZM21 178H22V180L24 179H26L27 177L26 176H20ZM62 177H63V179H62ZM13 178H15V179H13ZM19 178V177H18ZM45 179V181L43 180V179ZM53 178V179H52ZM98 178V177H97ZM96 178V179H97ZM133 178V177H132ZM139 178V179H140ZM32 179V178H31ZM42 179V181H40ZM56 179V180H57ZM74 179L76 180L77 178L76 177H74ZM74 179H72V180H74ZM95 179V178H94ZM4 180V181H3ZM9 180H10V182H9ZM18 180V179H17ZM21 180V179H20ZM20 180H19V183H20ZM28 180H30L29 178H28ZM38 180V179H37ZM74 180V182H76ZM80 180H78L77 179V181H79L80 182ZM90 180V179H89ZM88 180V181H89ZM243 180V179H242ZM58 181V180H57ZM62 181H63V185L61 184L62 183ZM83 181H82V183H83ZM85 184L84 185H82L81 183V187L83 188V186H86L87 187V183H89L88 181H87V179H85ZM2 182H4V184L2 183ZM32 182H33V180H32ZM67 182H68V180H67ZM78 182V183H79ZM245 182V181H244ZM7 183V184H6ZM24 183H26V185L24 184ZM55 183V182H54ZM60 183V184H59ZM243 183V182H242ZM3 184V185H2ZM11 186H10V185ZM28 184V185H27ZM40 184V185H39ZM57 184V183H56ZM90 184V183H89ZM136 184V183H135ZM9 186V189L7 190V191H5L4 193H3V191L1 192V190H5V188H7V186ZM54 185V184H53ZM76 185V184H75ZM77 185H79V184H77ZM76 185V186H77ZM95 185V184H94ZM3 186V188H1ZM60 186H64L62 189H61V187ZM74 187V188H77V187ZM158 186V187H157ZM103 187V186H102ZM143 187V186H142ZM242 188V190L244 189V191H241L242 193L243 192H245V193H241L239 196V198H237V197H235L236 199H232L231 198V196H232V191L235 189V188ZM141 188V187H140ZM247 188V189H246ZM53 189V190H52ZM70 189H72L71 191H69ZM26 190H29L28 192L29 193H31V194H33L32 192H36V196H35V198L33 197V199L34 200H32V198H30V196H29V198L31 199V200H28V197H27V200H25V203H22V200H21V198H19V200H21V202H19V200H17L18 199V197H20V195H24V192L26 191ZM54 190H55V192H54ZM98 190H99V192H98ZM142 190V189H141ZM239 190V189H238ZM249 190H251V192L249 191ZM258 190V191H257ZM31 191V192H30ZM86 191V190H85ZM247 191V192H246ZM257 191V192H256ZM27 192V191H26ZM27 192V193H28ZM91 192V191H90ZM102 192V193H101ZM105 192V193H104ZM2 193V194H1ZM23 193V194H22ZM93 193H94V191H93ZM95 193V194H96ZM137 193V192H136ZM246 193H248V194H246ZM251 193V194H250ZM254 193H255V195H254ZM26 194V193H25ZM84 194V193H83ZM90 194V193H89ZM119 194V193H118ZM245 194V195H244ZM250 194V195H249ZM252 194H253V197H250V196H252ZM27 195V194H26ZM76 197H75V196ZM87 195V194H86ZM235 195V194H234ZM247 195V196H246ZM84 196H85V194H84ZM83 196V197H84ZM120 196V197H119ZM242 196H246L247 197V199L245 200V199H241V197ZM88 197V196H87ZM122 197V198H121ZM244 197H242V198H244ZM255 197V198H254ZM26 198V197H25ZM126 198H128L127 196H126ZM23 199V198H22ZM82 199V198H81ZM237 199H241L240 201L239 200H237ZM24 200H23V202H24ZM129 200H131V198H129ZM29 201H31V202H29ZM27 202V203H26ZM84 203V204H83ZM87 203H89V206H93L92 207V209L95 207L96 209H93L94 210V215H95V217L94 218H99L98 220H99V222H98V220L97 219H95V225H94V227L95 226H98L99 227V225H100V227H102L104 230H106V232H104V230L102 229H98V230H100V231H103L105 234H103V241H101L100 242V240H101V236L99 235V233L98 234H95V235H92L93 234V231H90V232H92L91 233V235H90V237H89V234L88 235H86V229H85V226L86 225H88L91 221H93L94 222V220H89V218H87L86 216L85 217H82L83 219L84 218H86V219H84V221L82 222L81 220H80V218H79V220H80V222H74V220H76V219H78V216H77V218H75L76 217V214H77V212L79 211V216L82 214L81 212H84L85 213V211H81V210H83L84 209V206H86V208H87V206L88 205H86ZM88 206V208H90ZM82 208V209H81ZM124 209V210H123ZM85 210V209H84ZM81 211V212H80ZM92 211V210H91ZM90 211V212H91ZM125 211V212H124ZM250 211H252L251 212V216H250V213L249 212ZM87 212H89V211H87ZM90 212H89V214H90ZM93 212V211H92ZM96 213V214H95ZM242 213H246V216L245 215H243ZM247 213H249V215L247 214ZM74 214H75V217H74ZM86 214V213H85ZM89 214H87V215H89ZM105 214V215H104ZM106 214H110V215H108V217L110 218H105V217H107V215ZM125 214H127V215H129V216H126ZM247 215H248V217H247ZM82 216H84V214L82 215ZM104 218H103V217ZM263 216V215H262ZM261 215H259V217H258V220L257 221H263L264 220V216L262 217ZM93 217V216H92ZM91 216H90V218H92ZM263 219H262V218ZM72 218H74V220L72 219ZM259 218H261L260 220H259ZM100 219H104V221H105V224L106 225H102V222H100ZM105 219H108V221L110 220H114L113 222L116 224H114L113 222L111 223L110 221L108 222V221H106ZM246 219H247V222H245L246 221ZM73 220V221H72ZM89 220V222L87 223V221ZM245 220V221H244ZM249 220V221H248ZM255 220V221H256ZM103 221V220H102ZM86 222V223H85ZM92 222V223H93ZM108 222V223H107ZM261 222H259V224L261 223ZM155 223H157L156 224V227H154V229H152V226L155 224ZM241 223H242V226H241ZM245 223H250L249 225L248 224H245ZM86 224V225H85ZM104 224V223H103ZM263 225H264V221H263V223H262ZM262 224H260L261 226H263ZM91 225V224H90ZM90 225H89V227H90ZM148 227H147V226ZM243 225H247V228L245 227V226H243ZM254 225H253V227H254ZM260 225H258V226H260ZM155 226V225H154ZM249 226V227H248ZM93 227V226H92ZM146 228L145 230L147 231H145L143 228ZM86 228H88L87 226H86ZM143 229L144 231H143V233L144 232H146V233H144V235H142V234H140L139 233V231H141V229ZM226 228V229H225ZM251 228V227H250ZM258 228H260V227H258ZM85 229V230H84ZM90 229V228H89ZM93 229V228H92ZM262 229H263V227H262ZM138 230V231H137ZM244 230V231H243ZM259 230H260V232H259ZM250 231H252L251 229H250ZM262 230H261V228L260 229H258V232H259V234H263L264 233V231L263 232H261ZM86 232V233H85ZM97 232V231H96ZM96 232H94V233H96ZM136 232V233H135ZM250 233V232H249ZM257 233V232H256ZM101 234V233H100ZM245 234V235H244ZM88 236V237H86V236ZM139 235H141V236H139ZM247 235V236H246ZM245 236V237H244ZM250 236V237H249ZM232 237H234L233 238V240L235 241V240H237V242L238 243H235V245H232L233 244V242H232ZM241 237L244 239V241H250L249 243H251L252 242V244H250V246H248V245H246L247 243L246 242H243L242 241V239H241ZM246 237H249L248 239L246 238ZM263 237V236H262ZM231 238V239H230ZM82 239H84L83 241H82ZM239 239H241V243H239ZM252 239V240H253ZM261 240V241H260ZM259 240V242L262 244V241L264 240V237H263V240L262 239H260ZM83 243H82V242ZM243 243V244H242ZM248 243V244H249ZM263 243H264V241H263ZM259 244V243H258ZM238 246V245H237ZM259 246V245H258ZM211 247H213L214 249L212 250L211 249ZM219 247V248H218ZM241 246L239 245V248H240ZM260 247V246H259ZM262 247V246H261ZM218 248V249H217ZM246 248V247H245ZM217 249V250H216ZM220 249V252L218 251ZM241 249V251H242V248H240ZM262 249H264V248H262ZM261 249V250H262ZM218 251V252H217ZM245 250L244 251H242V253L243 252H246ZM246 252V253H247ZM262 253L261 254V256L263 257V258H257V255L258 254H260V253ZM241 253V252H240ZM240 253H238V254H240ZM245 255H244V253H243V255L241 254L240 255V259L241 258H243V256L245 257ZM242 256V257H241ZM259 256V255H258ZM235 258V259H234ZM249 258V259H250ZM240 259H237V261L238 260H240ZM247 258L245 257V258H243V260H241V261H243L242 263H246V264H249V262H248V260H247V262L245 261ZM258 259V260H257ZM251 260H249L250 261V263H251ZM260 260V261H261ZM240 261V262H241ZM257 261V262H256ZM262 261V262H263ZM244 263V264H245ZM260 263V262H259ZM236 264H238L237 262H236ZM240 264V263H239ZM252 264V263H251ZM262 264V263H261ZM264 264V263H263Z\"/></svg>",
	"mask_w": 264,
	"mask_h": 264
},
{
	"label": "rangeland",
	"instance_id": "rangeland-1",
	"mask_svg": "<svg viewBox=\"0 0 264 264\" xmlns=\"http://www.w3.org/2000/svg\"><path fill=\"white\" fill-rule=\"evenodd\" d=\"M55 1V2H54ZM68 2V3H71L72 2V0H71V2H69V1H67V0H61V2ZM74 1V3H75V1H77V2H79V0H73ZM83 2H85L84 0H82ZM88 1H90V0H87V2ZM94 1V0H93ZM96 2L98 1V0H95ZM94 1V2H95ZM101 1V0H100ZM105 2L106 1H108V0H104ZM114 1V0H113ZM119 1H121V0H118V1H114L115 3L116 2H119ZM125 1V0H124ZM127 1V0H126ZM129 2H130V0H128ZM131 1H133V0H131ZM135 1V0H134ZM133 1V2H134ZM144 1H147L146 2V4L149 2H151V5L148 3L147 5H150L149 7H147L148 9H151L152 8V5H153V7H155V4H153V2L155 3V0H142V4H143V2ZM158 1V0H157ZM156 1V2H157ZM162 1H164V0H161V1H159V3H162ZM171 1V0H170ZM173 1V0H172ZM171 1V2H172ZM178 1H180V2H182L183 3V0H175V1H173V3H172V7H173V4L175 3V2H178ZM186 1V0H185ZM184 1V2H185ZM194 1V0H193ZM51 2L53 3V6H56V5H54V4H56V2L58 3V2H60V1H57V0H51ZM65 2V3H66ZM76 2V5H73L72 3L69 5L68 3H63L64 5H63V7L64 8H66V10H67V6L69 5V7L72 5V6H75V7H71V9L73 8V10H67V14L65 15V17H69L70 16V18L72 19V20H70V18H69V20H70V23H68L69 22V20H67L66 18V21L64 22V21H62L63 20V18H64V14L62 13V14H60L59 16H63V18H62V20H61V17L59 18V16H57L60 20H59V22L57 23V21H58V19H57V17L56 16H53V18L55 17L56 19V21H54L53 20V18H48L49 17V12L50 11H48V13L47 14H45V15H43L44 17V19L45 20H42V21H45V23H44V26H42V25H40L42 22L39 20V22L37 23V24H39V29H37V25H36V23H34V26L33 27H36V28H32L33 30H35L34 31V33L36 34L37 32H39V33H37L36 34V36L34 35V37H35V39L33 40L34 42H32V48H34L33 49V57L31 58V62H30V64H28L30 67L32 66V69L31 70H34V71H32L33 72V74L32 75H34L33 76V79H34V81H37L38 83V85H36L35 84V89H36V91H38V92H36L37 94H36V96L38 97V108L36 109L35 108V110L36 111H38L37 113H35L36 111H34V109H33V124H34V122H36V124H34V127L35 128H37V129H35L36 131H39V132H36L35 131V134L38 136H36L35 135V137H28V138H26L27 140V144H30V143H33L34 144V146H35V148H37V149H35L34 147H32V148H34L35 150H37V151H35L34 150V152H35V154L34 155H36V157L35 158H33L32 159V157H33V154L32 155H30V153L31 152H28V148L26 149L25 147L26 146H28V145H26V144H24V145H26V146H23L26 150H27V152H25V155H27L28 157H29V155L30 156H32V157H27V156H25V155H23V157H22V159H18V161L16 160V157H17V155H16V157H15V160H13L14 162H16V163H18V162H24V159L26 158V160H27V158L28 159H30L31 158V160H33V162H35V163H33L32 161V163L35 165H33V164H30V161L29 160H27L26 161V163L24 164L23 163V165H26V164H28L29 163V165H31V166H27L28 168V171L26 170H24V168L26 167H24L23 165H22V163H21V165L23 166V167H21V166H18V168H22L23 169V172L21 173V171H22V169H20V176H26L27 178L24 180H22V178L19 176V170H18V168H17V170H16V172H17V174L15 173V170H13V169H15L16 168V166H17V164H14V162H12L13 164L12 165H10V163H8V170L9 171H14V173L16 174V175H12L13 173H11V176H15V178H17V179H15V178H13V179H15L16 181H14V184L16 183L17 184V182H18V185L19 184H23V183H21L22 181L24 182V181H28L27 183L29 184V182H30V184L28 185V187H30L32 184H35V182L37 181L38 183H39V178H38V176L40 177V171L42 170L41 168H44V167H46L45 165L47 164V166L49 165V168L48 169H50V164H52L51 166L53 167V165L55 166V165H58V167H62V169L64 170V173H63V171H62V169L60 170V169H58V170H60V172L61 173H63L64 174V178L67 176V178H71V176H69L68 177V172H70L69 173V175L71 174V173H73V171H75L76 170V168L79 166H84L83 168H84V170L82 169V168H79V171H83V172H87L88 173V177L87 178H85L86 177V175L85 174H87L86 172L85 173H83L84 175H85V177H84V181H83V183L85 184V179H87V181L90 183H87V187L86 186H83V188L81 187V184L82 185H84L83 183H82V181L78 178V177H80V178H83V176L84 175H82L81 173V176H80V174L78 175V169L75 171V172H77L76 174H74L73 173V176L74 175H76V176H74V177H76L78 180H80V182L79 181H77V179L75 180L74 179V177L73 178H71L70 180H71V182H70V185L73 183L74 185H72L73 187H71L72 189H74V191L72 190V189H70L69 191H73V193L76 191V190H78V191H76V195L78 194V192L80 191L81 192V194H82V197H80V199H78V200H83V199H85V197H86V199L88 198H92V195H93V197H95V195H97L98 193H96L97 192V187L96 186H100V188H99V190L102 188V189H106L107 187V189L110 191L109 193L111 194V195H116V196H118V195H121L122 197H124V198H122L123 200H127V202L129 201L130 203H134V201L133 200H135V202H136V204H137V206L139 205V192H142L143 191V189H144V186H145V184H144V179H142V178H140V177H138L137 178V180H135L134 179V175L133 174H128V176H127V178L126 177H124V176H119V175H117L116 174V176H115V179H116V181H117V184H115V185H112V187H111V185H109V186H107V183L105 182V181H103V179H101L100 181H99V179L100 178H102V177H100V173H101V168H103V167H101V165H102V163H101V161H102V155L104 156V155H109V152H108V150H110L111 148H108V147H110V145L112 144H110V142L112 141L113 142V145H115V148H113L112 149V151L113 150H115V151H111V153H112V155L110 154L109 156H111V157H113V158H121V159H124L125 158V156L122 154L123 153V151L121 150L122 149V147H120V145H118L119 144V142H121V140L120 139H124V140H127V139H130L131 138V133H130V128L132 129L133 127H136L137 126V123H138V121L140 120H143V121H141L142 123L144 122V120L146 121V120H150V121H155V122H159V124L160 123H162L161 125L162 126H160L159 125V128L160 127H162V128H160L159 130L161 131V132H159L160 133V138L159 137H155L154 138V141L152 142V144L154 145L153 146V148H155V149H160L161 150V155H163L162 157H169V159L171 158V161H172V164H173V168H176V167H178V166H181L182 164L184 165V167L186 168L188 165V163H186V160H188V158H185V157H187V153H188V155L189 154H191V155H189L188 157L190 158V159H195V158H197V159H195L194 160V162L197 160V164L196 165H198L199 167H201L203 170L204 169H207V170H204V171H208V172H211L212 174H215V173H213V172H215L216 171V174L217 175H221V176H226V174L228 175V176H230V178H232V180H233V178H234V180H236L238 177H235V176H239V178L236 180L237 182H240V181H242L241 183H237V184H241L242 185V188L244 187L245 188V186L247 185V183L246 182H248V184L250 185V183H249V181L251 180H249L248 178H250L252 175H251V173H247L248 171H249V169H248V165L247 164H250L251 162H249V160L251 161H254L253 159L255 158V155L257 154L256 152H258L256 149H258V144L256 143L257 142V139H263V138H261V135H262V133H261V135H259V136H257L258 134H260V129H263L264 128V123H263V121H264V116L262 117L261 115L263 114L264 115V113H261V111L262 110H260V117L259 116H257V115H259L258 113V109L255 107V105L257 104H254V100H253V98L254 97H256V95H257V93L255 94V91H257V90H255L256 89V84L258 85V82H256V81H258L259 79L258 78H256V79H254L253 81H254V83H255V85H254V83H252L251 81V84L253 85V87H251V84H249L248 86L247 85H245V86H247V88H243L242 87V83L244 82V81H247V80H250L251 78L253 79L255 76H253V77H251L252 75H254L255 74V69L254 68H252L253 69V73H252V70L250 69L251 67H253L251 64H250V66L249 67H247L246 66V63L244 64V63H242L243 64V66H241L240 65V63H238L239 61L238 60H232V61H230L229 59H226L225 60V58L224 57H221V55H219V51L220 50H222L221 49V47H219V46H222L223 44H221V43H219L218 44V46H217V42H215L214 40H213V42H215V44L211 41L212 39L210 38V36H212V38H214L215 39V35L217 34V35H219L218 34V32H219V30L222 32V29L221 28H218V30H216L215 29V31L217 32H215L214 31V35L212 34V33H210V32H213V30H214V28H210L209 29V25H208V23H206L208 20V18H205V16L206 17H208L209 16V13H207L208 14V16L207 15H205L204 16V14H205V12L206 11H202L201 12V10H199L200 11V13L199 12H196L195 11V13H199V15H202V13H204L202 16H199L200 18L201 17H203V19L201 18V20H199V22L200 21H202V24L201 23H198V15L196 16V18H195V20H194V18H193V22H192V24H190V22L192 21L190 18H192L193 16H195V14H193V13H191V15L193 14V16L192 17H190V15H189V13H188V15H189V17H187V18H185L186 16H183L185 19H186V21H183L184 20V18H183V20L181 19V17H179V16H182L181 15V12L183 11H185L184 10V8L186 7L187 8V6H189L188 4H189V0H188V3H186V5L187 6H185V3H184V8L182 7V11L180 10L181 9V7H179V9H178V4L180 5V2H178V4H177V7L175 6V4H174V6H175V8H176V11L175 12H173V16L175 17L176 16V19L179 17V19H181V20H178V21H181V22H177V20L175 21V18L173 19V18H171L172 17V10L174 9H169L168 7H171V3L169 2V0L167 1L169 4H167V2H166V4H167V6L168 7H164V5H165V3L163 4L162 3V6L163 7H161V4H157V5H160L159 7H161L162 8V10H158V11H156L157 9H159L158 8V6H156L157 7V9H152V10H150V12H147L148 14V16H145V15H143V13H141V15H143L144 17H147L146 19L144 18V17H141L140 15H138L136 12L134 13V14H136V16H134L135 18L137 17V15L138 16H140V17H137V19H141L140 21L139 20H137L136 21V19H135V21H133V17H132V20L130 21L129 19H127V17H126V20H128V21H130V22H132V23H128L127 21L126 22H124L125 21V19H124V21H118V20H120V19H123V18H120V17H118V16H120L119 15V13H121L122 12V10H124L125 8H126V3H125V6H123V8H122V10L121 9H119L120 7V5H118L117 3V5L115 6V7H117L118 8V11L119 10H121L118 14H117V12L115 11V10H113V13H115L116 12V14H117V17L119 18H117V17H115L114 15H116V14H112L111 12H110V14L112 15V16H114L112 19L110 18V16L108 17L109 19L108 20H103V21H101V18L99 19V20H95V19H93L92 17L90 18V17H88L89 15V13H86V11L87 12H90L91 13V11L94 9H92V7L94 6L93 5V3L94 2H91V11L90 10H86V5H88L89 4V2H88V4H87V2H85V4L84 3H79V4H81V6L83 7V4H84V7H85V9H84V7H83V9L81 10V9H79L78 10V3ZM113 2V3H114ZM136 2H138V3H136ZM135 3H134V5H133V8H136V7H138L139 6V2L140 1H136ZM190 2H192V0H190ZM98 3V2H97ZM97 3H95V5L97 4ZM100 3H102V1L101 2H99V4H97L98 6L100 5ZM104 3V2H103ZM108 3V2H107ZM107 3H106V6H104V8L105 7H107L108 8V5H109V3H108V5H107ZM111 3H112V0H110V5L109 6H111ZM112 3V4H113ZM115 3H114V5H115ZM122 3H124V2H122ZM130 3H132V2H130ZM68 4V5H67ZM120 4H121V2H120ZM133 4V3H132ZM113 5V6H114ZM128 5H129V3H128ZM131 5V4H130ZM129 5V6H130ZM136 5H138V6H136ZM141 5V4H140ZM182 5V4H181ZM180 5V6H181ZM80 6V7H81ZM97 6V7H98ZM102 6V5H101ZM112 6V7H113ZM122 6V5H121ZM132 6V5H131ZM134 6H136V7H134ZM144 5H142V6H140L139 8H142ZM52 7V6H51ZM57 7V6H56ZM79 7V8H80ZM97 7L94 9V11H95V14H96V12L98 11V10H100L99 9V7H98V9H97ZM128 7V6H127ZM171 7V8H172ZM54 9H56L55 7H53ZM53 8L52 9H50V10H52L51 12H52V14L54 15H58V13L60 12H58L57 10L59 9V10H62L60 7H58L56 10H53ZM75 8H76V10H75ZM88 8V7H87ZM101 8V7H100ZM106 8V10H104L103 12L100 10V12H102V14L104 13H106V12H109L108 11V9L110 8H108L107 9ZM139 8L137 9L136 8V11H138L139 10ZM144 8H146V5H145V7ZM144 8H142V9H144ZM146 8V9H147ZM160 8V9H161ZM163 8H164V11H163ZM169 10H171V11H169ZM68 9H70V8H68ZM90 9V8H89ZM101 9H103V8H101ZM132 9V8H131ZM141 9V10H142ZM165 9H166V11H165ZM180 10V11H178V10ZM188 9V8H187ZM186 9V10H187ZM190 9V8H189ZM79 11L80 12V10L81 11H85V13H84V11H83V13L82 14H84L83 16H85V15H87V18H86V16H85V18H82L81 16L79 17V19L78 18H76V11ZM117 10V9H116ZM128 11L130 10V9H127ZM135 10V9H134ZM133 10V11H134ZM168 10V11H167ZM194 9H192V11H193ZM54 11H56V13H53ZM65 12V9L64 10H62L61 12ZM69 11H71V13H72V11H73V13H75V16H72V14H70L69 13ZM111 11H112V9H111ZM125 11V10H124ZM132 11V10H131ZM130 11V12H131ZM144 11H146L145 9L144 10H142V12H144ZM147 11H149V10H147ZM160 11V12H159ZM164 13H163V12ZM189 11V10H188ZM60 12V13H61ZM139 12V14H140V10L138 11ZM153 12V13H152ZM165 12H166V14H165ZM180 13L179 15H178V13ZM190 12V11H189ZM39 11H37V13L35 12V14H36V17H37V19L38 18H40V15H39ZM66 13V12H65ZM70 15H69V14ZM123 13V12H122ZM122 13H121V15H122ZM125 13H126V11H125ZM132 13V12H131ZM145 13V12H144ZM149 13H150V16H154V18H153V16L152 17H150L149 16ZM174 13H176L175 15H174ZM187 13L185 14V15H187ZM109 14V13H108ZM127 14V13H126ZM125 14V15H126ZM130 13H128L127 15H129ZM146 14V13H145ZM74 15V14H73ZM80 15H81V13H80ZM91 15V14H90ZM93 15H94V13H93ZM97 15H98V17H101L102 15H100L99 16V12H97ZM97 15H94V17L95 16H97ZM107 15V13L103 16V18L105 17ZM131 15V14H130ZM129 15V16H130ZM133 15V14H132ZM160 15V16H159ZM164 15H165V17H164ZM167 15V16H166ZM39 16V17H38ZM45 16H47V18L48 19H52V21L54 22L53 24H51V26L50 27H47V25H46V18H45ZM78 16H79V14H78ZM111 16V17H112ZM123 16H124V14H123ZM123 16H121V17H123ZM157 16V17H156ZM178 16V17H177ZM149 17H150V19L151 20H149V22L147 21V19H149ZM75 18V19H74ZM80 18H82V19H80ZM95 18H97V17H95ZM106 18V17H105ZM115 18V19H114ZM125 18V17H124ZM142 18H144L146 21H144V19L142 20ZM162 18V19H161ZM204 18H205V20H206V22L204 23L203 22V20H204ZM47 19V22L49 21ZM64 19V20H65ZM73 19H74V21H73ZM79 20V21H76V20ZM90 19H93V20H90ZM98 19V18H97ZM117 19V20H116ZM131 19V18H130ZM157 19V20H156ZM173 19V20H172ZM159 20V21H158ZM35 21H37V20H35ZM68 21V22H67ZM142 21V22H141ZM153 21V22H152ZM156 21V22H155ZM173 21V22H172ZM189 21V22H188ZM196 21V24L194 23ZM57 24H56V23ZM135 22V23H134ZM147 22V24H145ZM172 22V23H171ZM179 24L180 23V25L182 24L183 25V28L181 29L180 27L178 28V26H177V24ZM183 22V23H182ZM187 22V23H186ZM49 23V22H48ZM125 23H127V25L129 26H127V25H125ZM143 23V24H142ZM169 23H171V24H169ZM173 23L176 25V26H174L173 25ZM198 23V24H197ZM206 24V25H204V24ZM142 24V25H141ZM148 24H149V26H148ZM159 24V25H158ZM184 24H186V25H188L186 28L184 27L185 25ZM200 24V25H199ZM36 25V26H35ZM53 25V26H52ZM135 25V26H134ZM157 25H158V27H157ZM163 25H165V26H163ZM179 25V26H180ZM182 25H181V27H182ZM202 25V26H201ZM208 25V26H207ZM49 26V25H48ZM137 26V27H136ZM199 26V27H198ZM200 26L202 27L201 28V31L199 30V28H200ZM205 26V27H204ZM43 27V29H41ZM129 29H128V28ZM173 27H174V30H176L175 29V27L177 28V30L176 31H174L173 33H171L170 31H172L173 30ZM191 27V28H190ZM194 27H198V31H196V28H194ZM155 28V29H154ZM208 28V29H207ZM37 29V30H36ZM137 29V30H136ZM167 29V30H166ZM186 30V33L184 34V30ZM193 29V30H192ZM212 29V30H211ZM32 30V31H33ZM146 30V31H145ZM152 31V33H154L156 30V32H155V34H152L151 33V31ZM170 30V31H169ZM178 30H179V32H178ZM188 30V31H187ZM192 30V31H191ZM149 33H148V32ZM182 31V32H181ZM196 31V32H195ZM207 31V32H206ZM223 31H224V29H223ZM42 32V33H41ZM48 34H47V33ZM177 32V33H176ZM193 32H195V33H193ZM198 32H199V34H198ZM200 32H202V33H200ZM33 33V34H34ZM43 33H45L46 35H44V36H42L43 35ZM77 33V34H76ZM79 33V34H78ZM133 33V34H132ZM138 33H139V35H138ZM140 33H142L143 35H140ZM148 33V34H147ZM167 33H170L169 34V36L167 35ZM177 35H176V34ZM179 33V34H178ZM204 33V34H203ZM205 33H206V35H205ZM216 33V34H215ZM39 34V35H38ZM42 34V35H41ZM73 34V35H72ZM74 34H75V36H74ZM80 34H82L80 37L78 36V35H80ZM85 34V35H84ZM125 34V35H124ZM132 34V35H131ZM134 34H136V35H134ZM181 34H183L182 36H180ZM187 34V35H186ZM190 34V35H189ZM192 34H194V35H192ZM198 34V35H197ZM201 34V35H200ZM209 34H211V35H209ZM41 35V36H40ZM77 35V36H76ZM130 35V36H129ZM155 37H154V36ZM173 35V36H172ZM174 35H176V36H174ZM185 35H186V41L188 42L189 40H191L192 39V41L191 42H188L187 44H186V42H185V38H183V37H185ZM203 35H205V36H203ZM216 35V36H217ZM73 36V37H72ZM82 36H83V38H82ZM132 36V37H131ZM142 36V37H141ZM145 38H144V37ZM152 37V38H149V37ZM160 36V37H159ZM168 38H167V37ZM171 36V37H170ZM177 36H178V38H177ZM191 36V37H190ZM193 36H194V38L195 39H193ZM201 36H203V37H201ZM41 37H45L44 39H42ZM67 37V38H66ZM79 37V38H78ZM87 39H86V38ZM119 37H121L120 39H119ZM123 37V38H122ZM154 37V38H153ZM159 37V38H158ZM170 37V38H169ZM188 37H190L189 39H188ZM206 37H209V38H206ZM219 37V36H218ZM74 38V39H73ZM141 38V39H140ZM161 38H163V39H161ZM167 40H166V39ZM175 38H177V39H174ZM182 38L184 39V41L183 42H185V43H183L182 42ZM200 38V39H199ZM219 38H221V37H219ZM219 38H217L216 37V39H219ZM46 39V40H45ZM75 39H79V40H75ZM130 41H129V40ZM174 40V42H175V45H174V42H172L173 40ZM197 39V40H196ZM198 39L200 40V41H198ZM209 39H210V41L211 42H209ZM223 38H221L220 40H219V42L222 40ZM140 40H141V42H140ZM150 40V41H149ZM181 41V43H179ZM197 41L200 45H198V43L196 44L195 42ZM204 41H205V43H204ZM223 41V40H222ZM221 41V42H222ZM153 42V43H152ZM158 42V43H157ZM179 44H178V43ZM192 42H194V43H192ZM208 42H209V44H208ZM173 43V45H174V47H172V44ZM191 43V44H190ZM201 43H202V45H201ZM223 43V42H222ZM169 46H167V45ZM180 44H182V45H180ZM195 44H196V46H195ZM203 44L204 45H206V47L204 46L203 47ZM211 44V46H210V48L211 49H209V45ZM138 45V46H137ZM160 45V46H159ZM177 45V46H176ZM185 45H187V46H185ZM189 45H193L192 47L191 46H189ZM198 45V46H197ZM215 45V46H214ZM166 46V47H165ZM178 46H184L183 47V50H182V48L181 47H179V50H178ZM189 46V47H188ZM203 47V49L205 50H203V49H201L202 47ZM170 47L172 48V50L170 49ZM199 47H200V51L201 50H203V52L201 51H199L200 53H202V54H200V53H198V54H196L197 52H198V49H199ZM213 47H216L215 49L213 48ZM167 48V49H166ZM191 49V51H190V49ZM169 49V50H168ZM176 49L178 50V52L176 51ZM185 49H187V51L185 50ZM194 49V50H193ZM197 49V50H196ZM181 50V51H180ZM208 50V51H207ZM210 50V51H209ZM214 50V51H213ZM164 51V52H163ZM167 51V52H166ZM189 51L191 52V54L189 53ZM192 51H193V53H192ZM197 51V52H196ZM216 51V52H215ZM217 51H218V54H217ZM161 52V53H160ZM169 52V53H168ZM171 52V53H170ZM180 52H182L183 54H181L180 55ZM213 52V53H212ZM190 54V56H189V54ZM203 53H205L204 55H203ZM212 53V54H211ZM161 54V55H160ZM178 54V55H177ZM185 54V55H184ZM192 54H194L196 57H199L198 59H202L203 58V56H205V58H204V60H199V63L197 62V60H196V62H195V56L193 55V58H192ZM200 54V55H199ZM211 54V55H210ZM217 54V55H216ZM76 55H78V56H76ZM179 55H180V57L182 58H180L179 57ZM201 55H203V56H201ZM209 55V56H208ZM216 57H215V56ZM75 56H76V59H75ZM189 56V57H188ZM200 56L202 57V58H200ZM209 57V58H207V57ZM211 56V57H210ZM218 56V57H217ZM78 57V58H77ZM87 57V58H86ZM172 57V58H171ZM177 57H179L181 60H182V62L180 61V59L179 60H177L178 58ZM186 57V58H185ZM223 59V60H225V61H223L221 58ZM85 58V60H83ZM159 58V59H158ZM170 58H171V60H170ZM185 58V60H183ZM218 60H217V59ZM78 59V60H77ZM88 59V60H87ZM169 59V60H168ZM221 59V60H220ZM190 62H189V61ZM213 60H215V61H213ZM219 60H220V62H219ZM228 60L230 61V62H228ZM163 61V62H162ZM167 61V62H166ZM179 61V62H178ZM183 61H185L184 63H183ZM192 61H193V63L195 62V65L192 63ZM209 61H211L210 63H209ZM216 61H217V63L219 62V64L217 65V63H216ZM221 61H222V63H221ZM167 64H166V63ZM174 62V63H173ZM186 62H188V63H186ZM204 62H205V64H206V67H207V69L205 68V64H204ZM213 62H215V63H213ZM225 62V63H224ZM226 62H228L229 64L231 63V64H234L235 62H236V64L235 65H237V66H241V69H239L238 67H236L235 65H229L228 63H226ZM25 63H26V61H25ZM180 63H183V65L182 64H180ZM196 63H198L199 65H196ZM201 63H202V65H201ZM208 63H209V65H208ZM215 65V66H212L213 64ZM174 64V65H173ZM180 64V66H178V67H181L180 68V70L182 71V73H183V75H181L182 73H181V71H179L181 74H179V72H178V70H176V68L177 69H179L178 67H176L177 65H179ZM187 64H188V69L186 70L185 69V66H186V68H187ZM192 64H193V66H195L194 67V69H195V71H199V75L197 74V72H196V74H195V71H194V69H193V67H192ZM223 64V65H222ZM24 65V64H23ZM163 65V66H162ZM190 65H191V67L192 68H189L190 67ZM223 67H222V66ZM226 65V66H225ZM22 65L20 64V67H21ZM173 66H175V67H173ZM196 66H199V67H197L196 68ZM203 68H202V67ZM209 66V67H208ZM219 66H221V67H219ZM225 66V67H224ZM229 66L230 67H232L231 69L229 68ZM237 68H235V67ZM30 67H29V70H30ZM34 67V68H33ZM226 67H228L227 68V71H226V69H225V72H226V74L227 75H225V72H224V69L223 68H226ZM25 68V67H24ZM184 68V69H183ZM212 68H213V70H212ZM223 69V72L222 71H219L218 69H217V71L216 70H214V69ZM235 68V69H234ZM242 68H244V70L243 71H245V69H246V71H245V73H242L243 71H241L242 70ZM249 68V69H248ZM22 69H23V67H21V70L19 71V73L22 71ZM172 69H173V72H171L172 71ZM191 69V70H190ZM200 69V70H199ZM233 69V70H232ZM239 69V71H237ZM28 69H27V72H26V70H25V72H26V74L28 73V75H31V73L29 74V71ZM86 70V71H85ZM188 70H190V71H188ZM201 70H202V73L203 74H201ZM205 70V71H204ZM208 70V71H207ZM237 71V72H235V71ZM249 71V73L248 74H246V72H248ZM3 71H6V70H3ZM185 71H187V72H185ZM191 71H193V72H191ZM211 71V72H210ZM212 71L214 72L215 71V74L217 73L218 74V72H219V74L218 75H220V72H222V76L221 77H229V75L231 74V71H234V72H232V74L230 75V76H235V77H238V75H239V77L241 76V73H242V75L243 76H245V74H246V77L248 76V78L246 79L245 77H244V79H246V80H243V81H241L242 80V78H243V76H242V78H241V80L240 79H238L239 80V82L241 81V84L239 83V82H236V84L237 83H239V84H237V85H239V86H241L242 87V89H243V91H244V89H245V92H247L246 93V95H245V93H243V91L242 90H240L239 89V86H236V84H235V82H233V81H235V79H236V81H238L237 80V78H234V77H232V78H230L231 80V82H232V84H233V86H231L232 84H231V82H229L231 85L229 86V84H225V82H227L228 83V78L226 79V78H222V80H224L225 79V81H224V85L227 87H230L229 89L227 88V91L225 92L224 90H222V89H225L224 87H221V85L222 86H224L223 84H221V85H219L220 84V81H219V76H217V78H215L216 76H214L215 74L213 73L212 74V76L211 77H214L215 78V81L214 82H216L217 80V84H218V86H220V88L217 86V88H219L220 90H222L223 92H225V94L223 93V96L224 97H220V96H218V95H221L222 96V94H221V92H220V94L218 93V95L216 94L217 93V91H219L218 89H217V91H216V93L214 92V95L213 96H215V98L213 97V96H211L212 94H210L209 95V99H210V102H211V100H213L212 102L213 103H210L209 104V99L207 100L205 97V93H207L206 95H208V93H210V92H207V90L205 89L204 91L205 92H203V90H202V88L204 89V87L203 86H209L208 84L210 83V81L212 80L211 79V77L210 76H208L209 74H211L212 73ZM240 71H241V73H240ZM22 72H24V71H22ZM24 72V73H25ZM175 72H178L177 74L175 73ZM186 74H185V73ZM189 72H190V74H189ZM239 72V73H238ZM257 72V71H256ZM7 73V72H6ZM5 73V76H3L4 75V72L2 73V75H0V78L2 77V79H0V84L1 83H3V80H4V82L5 81H7V83L5 82L4 84H1V86H0V105L2 106L3 104V106H2V109H1V106H0V111L2 110H4V112L3 113H5L6 115H7V117H9V119H11L12 120V122L14 121L13 119H15L16 117L15 116H17V111H18V107H16V109H13V108H15V105L16 106H18V103L16 104V100L18 99L17 98V96H19V98H20V94H18L17 93V90H16V87H17V85H16V87L14 86V84H13V86H14V88H13V86L12 85H10V82H9V80H11V78L9 79V80H7V77H8V75ZM19 73H17L16 72V74H17V76L18 75H22L21 73L19 74ZM42 75H41V74ZM164 73V74H163ZM166 73H170L169 74V78L168 77H166V76H168V74L167 75H165ZM207 75H206V74ZM234 73V74H233ZM236 73H238V75L236 74ZM250 73L252 74V75H250ZM8 74H9V72H8ZM16 74H15V77H16ZM92 74V75H91ZM178 74H179V76H178ZM205 74V75H204ZM229 74V75H228ZM80 75V76H79ZM163 75H165L164 77H163ZM191 75V76H190ZM197 75H198V77H200V75H201V77H200V79L201 80H199V78H197L199 81H197V80H195L196 78L195 77H197ZM204 75V76H203ZM225 75V76H224ZM237 75V76H236ZM257 75H258V73H257ZM10 77H12V76H14V73L12 74L11 73V75H9ZM25 76V75H24ZM54 76V77H53ZM70 76V77H69ZM89 76V77H88ZM171 76H172V78H171ZM174 76V77H173ZM177 76V77H176ZM188 76V77H187ZM195 76V77H194ZM204 77V79H203V77ZM208 76V77H207ZM21 77V76H20ZM20 77H17L16 79H18L19 80V82H20V80H21V78ZM23 77V76H22ZM40 77V78H39ZM81 77V78H80ZM182 78V80H181V78ZM185 79H184V78ZM195 78V79H193V78ZM206 77V78H205ZM251 77V78H250ZM257 77V76H256ZM259 77V76H258ZM14 78V77H13ZM91 78V79H90ZM171 78V79H170ZM211 79L210 81H208V82H206V84H205V82L204 81H207L206 79ZM219 78V79H218ZM234 78V79H233ZM68 79V80H67ZM84 79V80H83ZM109 79V80H108ZM176 79V80H175ZM217 79V80H216ZM13 80L14 79H12V82H13ZM18 80H16V81H18ZM72 82H71V81ZM75 80V81H74ZM178 80H179V82H178ZM194 80V81H193ZM227 80V81H226ZM48 81H50L49 83H48ZM77 81V82H76ZM88 81H90L91 82V84L88 82ZM195 81H196V83H195ZM15 82V81H14ZM13 82V83H14ZM75 82V83H74ZM96 82H97V84H96ZM177 82V83H176ZM203 82V85H202V88H200L199 89V87H198V89H197V86H198V84L199 83H202ZM212 82V81H211ZM223 81H221V83H222ZM9 83V84H8ZM36 83V82H35ZM41 83V84H40ZM64 83V84H63ZM179 83V84H178ZM180 83H181V86H180ZM192 83V84H191ZM244 83H246L247 84V82H244ZM7 86H6V85ZM15 84H17V83H15ZM80 84V85H79ZM195 84V85H194ZM42 85V86H41ZM47 85H49L48 86V88H47ZM66 85V86H65ZM74 85H75V87H74ZM178 85V86H177ZM201 85H199V86H201ZM2 86H3V89H1L2 88ZM8 86H12V89H14L15 90V92L14 91H12V89H9L8 88ZM38 86V87H37ZM77 86V87H76ZM191 88H190V87ZM235 86V87H234ZM254 86H255V89H254ZM63 87V88H62ZM179 87V88H178ZM183 87V88H182ZM192 87H195V88H192ZM234 87V88H233ZM236 87H238V89H239V91H242V94L243 95H245V96H243V95H240V96H243V97H241V98H239V96H237V93L239 92H236L235 93V91H233V89H235ZM248 87L250 88H253V90H252V93H251V89H248ZM5 88H6V90L8 89V91H6L5 90ZM41 88V89H40ZM59 88V89H58ZM188 88H190V89H188ZM207 88H209V87H207ZM233 88V89H232ZM107 89V90H106ZM191 89H192V91H191ZM238 89H236V91L238 90ZM257 89H259V91L258 92H260V90L261 89H263V88H259L258 86H257ZM11 90V91H10ZM49 90V91H48ZM190 90V91H189ZM198 90V91H197ZM200 90V91H199ZM250 90V91H249ZM255 90V91H254ZM5 91H6V93H5ZM46 91H48V92H46ZM54 91V92H53ZM208 91H209V89H208ZM231 91H233V92H231ZM57 92H58V94H57ZM262 92L264 93V91H261L260 92V95L259 96H261L262 95ZM14 93H16V94H14ZM196 93V94H195ZM204 93V94H203ZM213 93V92H212ZM228 93V94H227ZM232 93V94H231ZM235 93V95H234V99H233V97H232V95ZM248 93H251V94H249V96H248ZM5 94V95H4ZM10 94H12V95H10ZM204 95V97H203V95ZM216 94V95H215ZM226 94H227V96H226ZM239 94H241V92L239 93ZM9 95V96H8ZM27 96L28 98H30L31 99V96H30V94H26V93H24V96ZM40 95H42V98L44 97V104L43 105H41L40 103H41V101L43 100L41 97H40ZM44 95V96H43ZM252 95H254L253 97H252ZM15 96V97H14ZM25 96V97H26ZM30 96V97H29ZM53 96V97H52ZM210 96H211V98H210ZM216 96H218V97H216ZM227 98H229L230 99V97H231V99H233V100H229V99H227ZM262 96H264V95H262ZM10 97V98H9ZM21 97H23V96H21ZM24 97V98H25ZM23 98L25 101H28V98ZM196 97V98H195ZM212 97H213V99H212ZM244 97H245V99H244ZM247 97V98H246ZM249 97V98H248ZM257 97H258V95H257ZM40 98L42 99V100H40ZM207 98H208V96H207ZM217 98H222L224 101H227V100H229L228 101V103H230L228 106H227V104H225L224 105V101L222 100V99H220V100H218ZM225 98V99H224ZM238 98V99H237ZM252 98V99H251ZM264 98V97H263ZM263 98H261V100L263 99ZM16 99V100H15ZM47 99V100H46ZM49 99V100H48ZM55 99H56V101H55ZM206 101H204V100ZM219 102H217L216 100ZM239 99H241V101L243 102H241V101H239L238 103L236 102H234V100L236 101H238ZM249 101V102H247V100ZM3 100H5V101H3ZM10 100V102H8ZM15 100V101H14ZM107 100L108 101H110V103L109 104H106V102H107ZM216 101V103H218V104H216V103H214L215 101ZM252 102H251V101ZM255 102H257L258 100H259V97L256 99L255 98ZM264 100V99H263ZM40 101V102H39ZM221 101V102H220ZM244 101L246 102L245 104H244ZM6 102V103H5ZM17 102H18V100H17ZM55 102H57V104L55 103ZM202 102H204V103H206L205 105V108H204V104L202 103ZM3 103V104H2ZM10 103V104H9ZM13 103L15 104V105H13ZM43 103V102H42ZM47 103V104H46ZM50 103V104H49ZM203 105H202V104ZM208 103V104H207ZM250 103H253V104H250ZM259 103V102H258ZM106 104V105H105ZM211 104H213V105H216V107L215 106H212ZM223 104V105H222ZM234 104H235V107H234ZM238 104H240V106H242V104L244 105L243 107H240ZM7 105V108L5 107ZM27 105H29L28 104V102H25V107H28ZM218 105H222L224 108H221L220 106H218ZM236 105H237V107L238 108H240V109H238L237 107H236ZM247 105V106H246ZM258 105V104H257ZM10 106V107H9ZM12 106V107H11ZM43 106V107H42ZM45 106H46V108H45ZM226 106V107H225ZM246 106V107H245ZM41 107H42V109H41ZM209 107H211V108H209ZM212 107L214 108V109H212ZM249 107V109H247ZM252 107V108H251ZM258 107V106H257ZM264 107V106H263ZM11 108V109H10ZM45 108V109H44ZM49 108V109H48ZM226 108H229V109H226ZM243 108H246V109H243ZM257 109V111H255L254 112V110H252V109ZM6 109H7V111L9 112H7L6 111ZM215 109H217V110H215ZM220 109V110H219ZM222 109H223V111H224V109H225V111L224 112H222ZM252 111H251V110ZM14 111V113L16 114L15 116H13L14 114H13V111ZM15 110H16V112H15ZM235 110H237V111H235ZM249 110V111H248ZM264 110V109H263ZM1 111V112H2ZM6 111V112H5ZM45 111V112H44ZM201 111V112H200ZM239 111V112H238ZM243 111H244V113H243ZM127 112V113H126ZM215 112V113H214ZM218 112V113H217ZM219 112H222V113H220L221 115H219ZM238 112V114H236L235 115V113H237ZM243 114H245L246 113V116L247 117H245V115H242V117H241V114L242 113ZM250 112V114H251V112L253 113V114H251V116L252 115H254V114H256V118L255 117H253L252 116V118H251V116L250 115H248V113ZM262 112H264V111H262ZM3 113H0V118H2V119H0V121L2 120L3 122H5L4 124H7V127H9L10 125V128H13L14 126H12V123H9L8 122V120H7V117L3 114ZM10 114V115H8V114ZM117 113V115H116V118H118V119H121V121H122V123L120 122V124L119 125H122L121 127H119L118 129V134L116 133L115 134V136H117V137H112L111 136V134L110 133H112V135H113V123H115L116 122V120H118V119H116L115 118V114ZM209 113V114H208ZM35 114H36V116H35ZM120 114H122V115H120ZM214 114V115H213ZM227 114H229V115H227ZM231 114V115H230ZM1 115H3V116H5L6 118L4 119L3 117H1ZM124 115V116H123ZM238 115H240L239 116V118H238ZM14 117L13 119H12V117ZM46 116V117H45ZM114 116V117H113ZM122 116V117H121ZM130 116V117H129ZM216 116V117H215ZM249 116H250V118H249ZM35 117L37 118V117H39L38 118V120L36 121V119H35ZM121 117V118H120ZM219 117V118H218ZM223 117H225L226 119H228V120H225V119H223ZM140 118V119H139ZM222 118V119H221ZM237 118V119H236ZM240 118H242V119H240ZM244 118H245V121H248V123L247 122H245L244 121ZM259 118V119H258ZM261 118H263V120H261ZM31 119V120H32ZM251 119H254V121H251ZM10 120V121H11ZM28 120V119H27ZM114 120V121H113ZM225 120V121H224ZM230 120V121H229ZM120 121V120H119ZM161 121V122H160ZM227 121H229V122H227ZM232 121V122H231ZM258 121V122H257ZM3 122L2 123H0V126H1V124H2V126H3ZM227 122V123H226ZM247 124V131H246V128L244 127V126H242V124H244L245 125V123ZM251 122V123H250ZM252 122H253V124H254V126H252L253 124H252ZM262 122V123H261ZM14 123V122H13ZM30 123H31V121H30ZM235 123V124H234ZM239 123V124H238ZM260 123V125H258V124ZM15 124V123H14ZM28 124V122L26 123V125ZM139 124V123H138ZM171 124V125H170ZM205 124V125H204ZM237 124V125H236ZM9 125V126H8ZM167 125V126H166ZM168 125H169V127H168ZM203 125V126H202ZM257 125V126H256ZM6 126V125H5ZM38 126V127H37ZM124 126V127H123ZM246 126V125H245ZM7 127H5V128H7ZM128 127H129V129H128ZM216 127V128H215ZM221 127V128H220ZM242 127H243V129H242ZM248 127H251L252 129H250V128H248ZM255 127V128H254ZM1 128V127H0ZM3 128V127H2ZM121 128L123 129L122 130V132L123 133H119L120 131H121ZM167 128V129H166ZM210 128V129H209ZM213 128H215L216 129V131H214L213 132ZM9 129V128H8ZM162 129V130H161ZM165 129V130H164ZM173 129V130H172ZM220 131H219V130ZM225 129V130H224ZM240 129H242V130H240ZM257 129V131H255ZM259 129V130H258ZM1 131L2 130H4V129H0ZM44 130V131H43ZM197 130H198V132H197ZM1 131H0V136H2L1 137V139L0 140H2V141H0V150H2V152H4V151H6L7 150V152H8V155H9V157H10V155L11 154H14L13 156H15V154H17V153H19L20 152V150H19V146H18V148L16 147V144L18 145V143L19 142H17L16 144H11V143H9L10 141H8L7 143H9V145L8 144H5V141H7L8 139H6V138H8L9 137V134H8V132L6 133V131H5V133H3V134H5L6 136H4L5 137V139H4V137H3V135H2V133H1ZM41 131H42V133H41ZM112 131V132H111ZM224 131V132H223ZM237 131V132H236ZM240 131H246L247 133H240ZM248 131H250V133L252 132H256L255 133V135H253L252 133L250 134ZM263 132H264V129L262 130ZM261 131V132H262ZM163 132V133H162ZM190 132V133H189ZM37 133H41V134H37ZM162 134V135H161ZM246 136H245V135ZM248 134V135H247ZM203 135V136H202ZM244 135V136H243ZM251 135V136H250ZM264 135V134H263ZM43 136V137H42ZM120 136V137H119ZM158 136H159V134H158ZM163 136H165L164 138H163ZM171 136V137H170ZM253 136V137H252ZM108 137V138H107ZM112 137V138H111ZM178 137V138H177ZM182 137V138H181ZM242 137V138H241ZM248 137H249V139H252V138H254V139H252V142L253 143H255V144H257L256 146H258V147H254V145L252 144H250V146H247L249 143H252L251 142V140H247L248 139ZM257 137V139H255ZM263 137V136H262ZM14 138V137H13ZM117 139V140H115V139ZM172 138V139H171ZM240 138V139H239ZM12 139V137L10 138V140ZM16 139V138H15ZM15 139H12L13 141H15ZM109 139V140H108ZM111 139V140H110ZM163 139L164 140H166V142H167V144H172L171 146H168L167 144L165 145V142H162L163 141ZM244 139H246L248 142H246V140H244ZM17 140V139H16ZM28 140L30 141V143H28ZM156 140V141H155ZM168 140V141H167ZM169 140H171V141H169ZM174 142H173V141ZM187 140V141H186ZM108 141V143H106ZM110 141V142H109ZM242 141L246 144V146H247V148L249 149H247L246 148V150H248V151H246L245 152V148L244 147H246L245 146V144L244 143H242ZM250 141V142H249ZM1 142H3L2 144H1ZM12 142V141H11ZM170 142V143H169ZM172 142V143H171ZM176 142V143H175ZM187 144H186V143ZM239 142V143H238ZM260 142V140H258V143ZM13 143V142H12ZM15 143V142H14ZM106 143V144H105ZM117 143V144H116ZM174 143V144H173ZM248 143V144H247ZM5 144V145H4ZM33 144H30L31 146L33 145ZM37 144V145H36ZM110 144V145H109ZM184 144V146L186 147V152H184V149H185V147L184 146H182ZM238 144V145H237ZM243 144V145H242ZM11 145V146H10ZM176 145H177V147H178V145H179V147L181 148H183V150H182V148L180 149L179 147V150H177V149H173V148H176ZM189 145H191V146H189ZM236 145V146H235ZM240 145L242 146V147H240ZM13 146H15L16 148H17V150H15V147H13ZM106 146V147H105ZM166 146H167V148H170V149H167L166 148ZM43 147V148H42ZM116 147H118L119 149H116ZM164 148V150L163 149H161V148ZM4 148H6L5 150H4ZM8 148H11L10 150L8 149ZM198 148V149H197ZM232 148V149H231ZM242 148H244V150L242 149ZM103 149V150H102ZM172 149V150H171ZM192 149V150H191ZM196 149H197V151H196ZM239 149H241V150H239ZM9 150V151H8ZM14 150V151H13ZM19 150V151H18ZM41 150V152H39ZM43 150V151H42ZM159 150V151H160ZM167 150V151H166ZM169 150V151H168ZM173 150L174 151H182L180 154H182L183 155V157H182V155L180 156V154H179V156H178V154H177V156H175L176 155V152H175V154H173ZM236 150V151H235ZM239 150V151H238ZM254 152H253V151ZM13 151V152H12ZM15 151H17V153H15ZM97 151H98V153L99 154H95V153H97ZM119 151H120V153H119ZM165 153H164V152ZM194 151V152H193ZM196 151V152H195ZM244 153H243V152ZM9 152H12V153H10L9 154ZM45 152V153H44ZM102 152H104V153H102ZM106 152H108V153H106ZM116 152V153H115ZM185 154H184V153ZM191 152V153H190ZM200 152V153H199ZM248 152V153H247ZM5 153V156H3L2 157V155ZM3 154L1 153V156H0V159H1V157H2V159H1V161H0V167H2L3 165H5L6 166V164H7V162L6 161H4L5 159H7L8 158V156H7V153L6 152H4ZM38 153V154H37ZM40 153L41 154H44L42 157H43V160L40 158ZM106 153V154H105ZM193 153H195L196 154V156L193 154ZM243 153V154H242ZM250 153V154H249ZM56 154V155H55ZM192 154H193V156H192ZM200 154V155H199ZM203 154V155H202ZM245 154H247V155H245ZM46 155V156H45ZM151 156L153 155V154H150ZM229 155V156H228ZM39 158H38V157ZM55 156V157H54ZM97 156H98V158H97ZM124 156V157H123ZM131 156H134V155H131ZM198 156H199V158L200 159H198ZM203 156V157H202ZM241 156V157H240ZM5 157V158H4ZM7 157V158H6ZM12 157V156H11ZM10 157V158H11ZM18 157H19V154H18ZM45 157V158H44ZM47 157H50V159H49V162H48V160H47ZM101 159H100V158ZM232 157H233V159H232ZM235 157V158H234ZM243 157V158H242ZM14 157H12V159H13ZM24 158V159H23ZM61 158V159H60ZM64 158V159H63ZM96 158V159H95ZM244 158H246V159H248V161H246V159H245V161L243 160ZM253 158V159H252ZM9 159V158H8ZM8 159H7V161H8ZM12 159H10L9 161H11ZM37 159V160H36ZM41 159V160H40ZM95 159V160H94ZM206 159V160H205ZM211 159V160H210ZM224 159V160H223ZM238 159V160H237ZM45 160L47 161V162H45ZM52 160H53V163L55 162V164H53L52 163ZM205 160V161H204ZM223 160V161H222ZM235 160V161H234ZM8 161V162H9ZM29 161V162H28ZM42 161H44L45 163H43ZM67 161H68V164H65V165H63L65 162L67 163ZM97 161H99L98 162V164L97 163H95V162H97ZM185 161V162H184ZM238 161V162H237ZM243 161H244V163H243ZM4 164H3V163ZM6 162V163H5ZM63 162V163H62ZM74 162L76 163V168L75 169H71L70 171H69V169L71 168V167H73L74 165H72L71 166V164L73 163L74 164ZM91 162H93V166H92V164H91ZM186 164H184V163ZM214 163V165H213V163ZM19 163V164H20ZM40 163H42V164H40ZM62 163V164H61ZM82 163V164H81ZM196 163V162H195ZM227 163V164H226ZM247 163V164H246ZM96 164V165H95ZM209 165V166H207V165ZM242 164H244V165H242ZM68 165V166H67ZM69 165H70V167H69ZM216 165V166H215ZM245 165H247L248 167H247V172L245 171L246 169V166ZM13 166V167H12ZM15 166V167H14ZM33 166V167H32ZM39 166V167H38ZM43 166V167H42ZM66 166V167H65ZM81 166V167H82ZM87 166H88V168H87ZM95 166H97V167H95ZM124 166H126V165H124ZM143 166H145L144 167V169H143V172L145 173L146 171H147V169H149L150 168V165H149V163H147V162H143ZM207 166V168H205ZM213 166V167H212ZM9 167H12V169L10 168L9 169ZM58 167H56V168H58ZM69 167V168H68ZM91 167V168H90ZM120 167H122V165L120 166ZM167 167H169L168 165H167ZM204 167V168H203ZM210 167H212L213 168V170L210 168ZM215 167V168H214ZM230 167H232L231 169H230ZM242 169H241V168ZM243 167H245L244 169H243ZM6 168V167H5ZM34 168V169H33ZM74 168V167H73ZM88 170H87V169ZM188 168V167H187ZM229 168V169H228ZM240 168V169H239ZM1 169V168H0ZM39 169H40V171H39ZM52 169V168H51ZM68 169V171H66L65 172V170H67ZM81 169V170H80ZM90 169H93L92 171H93V173L94 172H96V173H94V175H98L97 177L96 176H94L93 174H92V172H91V174L93 175V177L95 178H93L92 180H91V178L92 177H90L89 178V174H90V172H89V170ZM233 169V170H232ZM236 169V170H235ZM6 170V169H5ZM5 170H1V171H5ZM33 171V173L31 172V171ZM57 170V171H58ZM96 170V171H95ZM100 170V171H99ZM188 170V169H187ZM232 171V173H230L231 171ZM235 170V171H234ZM239 170V171H238ZM24 171H25V174H24ZM50 171H52V170H50ZM245 171V172H244ZM99 172V173H98ZM165 172V171H164ZM236 172H238V174L236 173ZM242 172L244 173V175H242ZM3 172H1L0 174L2 175L1 177H2V179L4 178L5 179V181L4 182H7V179H9L10 178V176L9 177H7L8 175H10V174H6V175H4V174H2ZM30 175H29V174ZM188 173H191L190 172V170H188ZM23 174V175H22ZM27 174V175H26ZM67 174V175H66ZM91 174H90V176H91ZM215 174V175H216ZM224 174V175H223ZM234 176H233V175ZM250 174V176H248L247 177V180H245L246 179V176L247 175H249ZM3 175L5 176V177H3ZM18 175V176H17ZM72 175V174H71ZM241 175V176H240ZM17 176V177H16ZM78 176V177H77ZM227 176V179H229V177ZM254 176V175H253ZM252 176V177H253ZM19 177V178H18ZM57 176H55L54 177V179H53V181L55 182H52V184H51V186H54V188L53 189H57V187H58V182L60 181L59 179V177H58V179L56 178ZM133 177V178H132ZM189 177L191 178V175L189 174ZM28 178L30 179V180H28ZM32 178V179H31ZM67 178H65L64 179V183L65 184H67V185H65V186H68V184H69V179H67ZM97 178V179H96ZM140 178V179H139ZM190 178H189V180H190ZM254 178V177H253ZM2 179H0L1 181H2ZM11 179V178H10ZM21 179V180H20ZM38 179V180H37ZM43 179V178H42ZM42 179L40 180V181H42ZM58 181H57V180ZM62 179H63V177H62ZM72 179H74L76 182H74V180H72ZM243 179V180H242ZM19 180H20V183H19ZM32 180H33V182H32ZM44 181H45V179H43ZM67 180H68V182H67ZM240 180V181H239ZM249 180V181H248ZM254 180V179H253ZM253 180H251L252 182H253ZM11 181H12V179H11ZM35 181V182H34ZM245 181V182H244ZM4 182H2L3 184H4ZM9 182H10V180H9ZM13 182V181H12ZM43 182V181H42ZM79 182V183H78ZM8 183V182H7ZM6 183V184H7ZM32 183V184H31ZM57 183V184H56ZM81 183V184H80ZM136 183V184H135ZM160 183V182H159ZM2 184V185H3ZM25 185H26V183H24ZM54 184V185H53ZM60 184V183H59ZM62 185H63V181H62V183H61ZM77 184H79V185H76ZM95 184V185H94ZM253 184H255L254 182H253ZM10 185V184H9ZM40 185V184H39ZM251 185H252V183H251ZM7 186V185H6ZM11 186V185H10ZM77 187V188H74V187ZM103 186V187H102ZM143 186V187H142ZM158 186H159V184H158ZM157 186V187H158ZM61 187V189L64 187V186H60ZM141 187V188H140ZM247 187V186H246ZM1 188H3V186L1 187ZM59 188V187H58ZM242 188L240 187H238V188H235L232 192V196H231V198L233 199H236L235 197H237V198H239L240 196V194L242 193L241 191H244V189L242 190ZM9 189V186H7V188H5V190H1V192L3 191V193L5 192V191H7V190ZM52 189V190H53ZM76 189V190H75ZM105 190L107 193H108V190ZM142 189V190H141ZM239 189V190H238ZM247 189V188H246ZM86 190V191H85ZM99 190H98V192H99ZM157 190L159 191V187L157 188ZM27 192L29 191V190H26ZM24 192V195H20V197H18V199L17 200H19V198H21V200H22V203H25V200H27V197H28V200H31L30 198H32V200H34L33 199V197L35 198V196H36V192L34 191V192H32L33 194H31V193H27V192ZM57 191H60V188L59 189H57ZM91 191V192H90ZM93 191H94V193H93ZM250 192H251V190H249ZM258 191V190H257ZM256 191V192H257ZM31 192V191H30ZM54 192H55V190H54ZM80 192H79V194H80ZM137 192V193H136ZM247 192V191H246ZM27 195H26V194ZM85 194V196H84V194ZM90 193V194H89ZM96 193V194H95ZM102 193V192H101ZM105 193V192H104ZM119 193V194H118ZM243 193H245V192H243ZM242 193V194H243ZM2 194V193H1ZM23 194V193H22ZM78 194V195H79ZM80 194V195H81ZM87 194V195H86ZM235 194V195H234ZM246 194H248V193H246ZM251 194V193H250ZM249 194V195H250ZM30 196V198H29V196ZM79 195V196H80ZM245 195V194H244ZM254 195H255V193H254ZM75 196V195H74ZM84 196V197H83ZM88 196V197H87ZM126 196L128 197V198H126ZM247 196V195H246ZM244 197V196H242V197H244V198H242L241 197V199H247V197ZM26 197V198H25ZM76 197V196H75ZM120 197V196H119ZM250 197H253V194H252V196H250ZM82 198V199H81ZM129 198H131V200H129ZM255 198V197H254ZM25 199V200H24ZM87 199V200H88ZM133 199V200H132ZM241 199H237V200H241ZM21 200H19V202H21ZM23 200H24V202H23ZM29 202H31V201H29ZM128 202V203H129ZM27 203V202H26ZM84 204V203H83ZM86 205H88L89 206V203H87ZM88 206H87V208H86V206H84V209L83 210H81V211H85V213L84 212H81L82 214L79 216V211L77 212V214H76V217H75V214H74V217L75 218H77V216H78V219H76V220H74V218H72L73 220H74V222L76 221H78V222H80V220L83 222L84 221V219H86V218H82V217H87V218H89V220L91 221V220H94V222L93 221H91L88 225H86L88 228H86V226H85V231L87 232H85L86 233V235H88L89 234V237H90V235H91V233L92 232H90V231H93V234L92 235H95V234H98L99 233V235L101 236H103V234H105L104 232H106V230H104L102 227H100V225H99V227L98 226H95L94 227V223L96 222L95 221V219H97V218H94L95 217V215H94V210L93 209H96L95 207L92 209V207L91 206H89L90 208H88ZM82 209V208H81ZM93 212H92V211ZM124 210V209H123ZM87 211H91L90 212V214H89V212H87ZM125 212V211H124ZM249 212V211H248ZM251 212L252 211H250L249 213H250V216H251ZM249 213H247L248 215H249ZM84 214V216H82ZM87 214H89V215H87ZM96 214V213H95ZM243 215H245L246 216V213L244 214V213H242ZM105 215V214H104ZM107 215V217H105V218H109L108 217V215H110V214H106ZM126 216H129V215H127V214H125ZM248 215H247V217H248ZM259 215H263L264 216V214L262 213V214H258L257 216L259 217ZM90 216L92 217V218H90ZM262 216V217H263ZM81 217V218H80ZM103 217V216H102ZM258 217H257V220H258ZM261 217V218H262ZM79 218H80V220H79ZM104 218V217H103ZM261 218H259V220L261 219ZM264 218V217H263ZM262 218V219H263ZM99 219V218H98ZM97 219V220H98ZM110 219V218H109ZM261 219V220H262ZM72 220V221H73ZM89 220L87 221V223L89 222ZM103 220V221H102ZM106 221H108V219H105ZM256 220V219H255ZM254 220V222L256 223L257 222V224L258 225H260V224H262L263 223V221L261 222V221H255ZM110 221V220H109ZM108 221V222H109ZM114 220H111L110 222L112 223ZM245 221V220H244ZM249 221V220H248ZM93 222V223H92ZM98 222H99V220H98ZM100 222H102V225L104 226V225H106L105 224V221H104V219H100ZM107 222V223H108ZM245 222H247V219H246V221ZM259 222H261L260 224H259ZM86 223V222H85ZM104 223V224H103ZM114 223V222H113ZM91 224V225H90ZM115 224V223H114ZM156 224L157 223H155L153 226H152V229H154V227H156ZM245 224H248V223H245ZM250 224V223H249ZM248 224V225H249ZM89 225H90V227H89ZM116 225V224H115ZM251 225V224H250ZM253 225H254V223L249 227V229H246V231H244V233L245 234H247L246 232H248V230H249V232H248V235H251L252 233H255L256 235H254V236H257V234L258 235H260V239H262L263 240V237H264V233L262 234H259V232H260V230H259V232H258V229H260L261 228V232H263L264 231V225L263 226H258L257 225V231H254V229L256 228L255 227V225H254V227H253ZM93 226V227H92ZM147 226V225H146ZM241 226H242V223H241ZM243 226H245V225H243ZM148 227V226H147ZM246 228H247V225L245 226ZM258 227H260V228H258ZM262 227H263V229H262ZM90 228V229H89ZM93 228V229H92ZM103 229L104 230V232L103 231H100V230H98V229ZM143 228V227H142ZM101 229V230H102ZM141 229V228H140ZM144 230L146 229V228H143ZM143 229H141V231H139V233L140 234H142L143 233ZM226 229V228H225ZM250 229L252 230V231H250ZM97 231V232H96ZM138 231V230H137ZM146 231V230H145ZM94 232H96V233H94ZM147 232V231H146ZM146 232H144V233H146ZM252 232V233H251ZM257 232V233H256ZM101 233V234H100ZM103 233V234H102ZM136 233V232H135ZM144 233L142 234V235H144ZM244 234V235H245ZM85 235V236H86ZM91 235V236H92ZM253 235V234H252ZM252 235H251V237H250V240L251 241H253L254 243H256L257 241H258V243L257 244H255V245H257V247H258V250L261 248H264V243H263V241H262V244L259 242V238H257L258 240H256V241H254L255 239H256V237H255V239H253L252 238ZM101 236V237H102ZM139 236H141V235H139ZM247 236V235H246ZM263 236V237H262ZM86 237H88V236H86ZM104 237V236H103ZM103 237L101 238V240H100V242L101 241H103L104 239H103ZM245 237V236H244ZM249 237H246L247 239L249 238ZM233 238L234 237H232V242L234 241L233 240ZM231 239V238H230ZM235 239V238H234ZM241 239H242V241L243 242H246L247 244L246 245H248V246H250V244H252V242L251 243H249L250 241H244V239L241 237ZM241 239H239V243H241L240 241H241ZM253 239V240H252ZM84 239H82V241H83ZM81 241V242H82ZM261 241V240H260ZM84 242V241H83ZM82 242V243H83ZM235 243H238L237 242V240H235L234 242H233V244L232 245H235ZM249 243V244H248ZM243 244V243H242ZM238 245V246H237ZM239 245L241 246L240 248H242V251H246V250H248L247 248V246H245V247H243L244 245H241V244H236L235 245V247H236V251H238V249L240 250V252L238 251L237 252V256L238 257H236L237 259H240V255L242 254L243 255V253H244V255L246 254H248V255H250V253H249V251L246 253V252H243L242 253V251H241V249L239 248ZM260 247H259V246ZM252 246V245H251ZM250 246V247H251ZM262 246V247H261ZM219 248V247H218ZM217 248V249H218ZM238 248V249H237ZM211 249L213 250L214 248L213 247H211ZM216 249V250H217ZM260 249V251H263L264 252V249H262L261 250ZM219 252H220V249L218 250ZM217 251V252H218ZM238 253H240V254H238ZM260 253V252H259ZM261 254L262 253H260V254H258L257 255V258L259 257V258H263L264 257V254H262L263 255V257L261 256ZM245 255V257L247 258L245 261L247 262V260L251 257V256H249V258L247 257ZM242 257V256H241ZM244 256H243V258H245ZM243 258H241L240 260H238L237 261V259L234 261L233 260V262H235V264H236V262L239 264H244V263H242L243 261H241V260H243ZM258 258V259H259ZM235 259V258H234ZM257 259V260H258ZM264 259V258H263ZM249 260H251V258L249 259ZM248 260V262H249V264H256V263H253L254 262V260H253V262H252V260H251V263H250V261ZM261 260V259H260ZM258 260V262H257V264H263L264 263V261L263 260ZM241 261V262H240ZM263 261V262H262ZM260 262V263H259ZM246 264V263H245Z\"/></svg>",
	"mask_w": 264,
	"mask_h": 264
},
{
	"label": "built area",
	"instance_id": "built-area-1",
	"mask_svg": "<svg viewBox=\"0 0 264 264\" xmlns=\"http://www.w3.org/2000/svg\"><path fill=\"white\" fill-rule=\"evenodd\" d=\"M189 180L188 170L182 166L176 167L170 174H164L163 179L159 183L161 192L177 191L180 186Z\"/></svg>",
	"mask_w": 264,
	"mask_h": 264
}]
</instances>
